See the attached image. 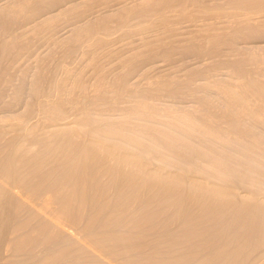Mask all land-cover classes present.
I'll use <instances>...</instances> for the list:
<instances>
[{
  "label": "rangeland",
  "instance_id": "obj_1",
  "mask_svg": "<svg viewBox=\"0 0 264 264\" xmlns=\"http://www.w3.org/2000/svg\"><path fill=\"white\" fill-rule=\"evenodd\" d=\"M21 1V2H20ZM24 1H27V2H25L26 3V5L24 6V8L28 5V7H26L25 9H22L23 8V6H20L19 8H17L18 7V4L19 5H22V3H24ZM28 1H29V3H35V5L32 3V4H29L28 3ZM31 1V2H30ZM144 1V0H143ZM147 1V0H146ZM150 1V0H149ZM188 1L189 0H186V2L187 3H183V4H186V5H188V6H190V2H191V0L189 1V3H188ZM206 1H207V3H206ZM204 0V2H205V5L207 4L208 5V2L210 1H208V0ZM213 1H215V2H213ZM225 0H223V1H219V0H211L209 3H210V5H212V4H214V5H216V6H214L213 8L212 7H210L211 8V10H210V12L208 11V16L210 17L211 16V18H213L214 16L216 17V19H215V17H214V20L213 19H211V18H208V16H205V14H207V13H205V14H203V16L201 15V14H199L200 16H197L196 18H195V22L194 23H196V24H191V22H189L191 25V31H195V27H196V30L197 29H200V26L202 25V23H201V21L202 22H204L203 20L205 19V21H207L208 23H211L212 24V22L213 23H216V25H214L215 27L217 26V23L219 22V21H221L223 18L225 19H223L224 21H221L220 23L221 24H223V27H222V25L220 24V23H218V24H220L221 26L219 27V28H221V30L223 29V31H225L226 30V32L227 33H230V31H231V33H232V31L233 30H235L234 28H236V27H234L232 24H233V20H231L230 18H233L231 15H229L228 17L229 18H226L227 17V15L228 14H230V12H231V10L233 11V13H236L237 11H238V9H234L233 7H230L229 5H231V4H229L230 2L228 1V0H226L227 1V4H228V6L229 7H226V3L224 2ZM7 2V3H6ZM16 2H18V3H16ZM57 2V3H56ZM213 2V3H212ZM218 2V3H217ZM221 2V3H220ZM3 3V4H2ZM28 3V4H27ZM70 3V4H69ZM122 3V4H121ZM123 3H124V5H123ZM128 3V4H127ZM141 3L140 2V0H35V2H34V0H0V24H1V22L3 23V24H1L0 25V41H1V45H0V50H2L3 51V54H1L2 53V51H0V148L1 147H3V146H5L6 145V143H9V139L11 140L15 135L17 136V138H16V140L18 139L19 141L20 140H22V143H23V141H26V140H24L23 138H22V136H23V134L25 135V136H23V137H25V139H26V136L28 135L26 132H28L30 135H32L33 134V131H32V129L31 128H33V129H35L34 127L36 126V128H37V126H44V125H46V127L48 128V129H50V128H52V127H59V128H61L62 126L63 127H65V126H67V124L69 123V125H71V127L73 128V126H75L74 128H76V127H78V125L76 126V124L77 123H74V122H78V118L77 117H79V120H80V116L82 115V117H84V118H87L86 116H84L85 114L91 119L90 121H91V123H92V120L94 121L93 122V124H92V126L91 125H88V127H86L85 129H88V131H86V132H89V130H90V132H91V137H90V135H87V134H83V135H81V136H86V138L84 137H81V141L83 140V139H85V141L87 142H89V143H91V140L92 139H97L98 141H97V143H102V141H103V143H109V144H112V145H115L116 143L117 144H120V143H122L121 145L123 146V145H125V147L126 148H128V150H132V151H134L135 152V154L136 155H139L140 154V157L143 159V161H144V163L145 164H147L146 165V169H150V170H157V169H161V167H162V171H165L166 172V170L168 171V172H172V173H174L175 171V175H178L177 173L179 172V171H184L185 169L184 168H187L184 172H182V176H183V173H184V175L188 172V174H186V175H190V176H192V174H193V178H195V177H197L196 179L197 180H199V178H201L200 179V181L201 180H203V182H204V180H208V182H213V184L215 185H218L219 187H221V188H223L224 186V188L223 189H226V190H229V188H230V193H232L233 195L232 196H234V198L232 197L231 198V196L229 197V195L227 196L228 198H227V200L229 199V198H231V200L229 199L228 200V205L226 204L227 203V201H224L225 199H226V197L225 198H223L221 195H218L217 197H220V200H222L221 202L219 201L218 203H217V201L219 200V199H217V197H216V203H214V201H215V199L214 198H211V199H214L212 202L214 203V204H210L211 202V200H209L208 198H209V196H205V195H207V194H210V192L209 193H207L206 191L207 190H205V191H203V192H206V194L205 193H201V190L203 189L204 190V188H199L198 189V192L197 191H195L196 193H194V192H192L191 193V191H192V187H194V186H191V185H187V186H189V188L191 187V189H189V188H187V190H181V188H183V189H186V187L187 186H185V188L183 187L184 185H185V181H184V183H182L181 185H179V183H176V185H179L180 186V188L178 189V190H180V191H178V190H175V188H176V186L174 185V186H172L173 188H171V189H173V190H175V191H178V192H174L173 190H168V191H164V193L166 192H168V195L169 196H165L164 194H163V196L165 197H160L161 198V200H159L160 198H158V199H153V200H151L152 199V197L154 196V192H155V197L156 196H158V195H160V196H162V194H160L161 192L163 193V191H161L162 190V188H161V192L159 193V192H157V186L159 187V185H160V181H157V184H154L153 183V185H157V186H152L151 184H152V182L150 183V185H151V188L148 190L147 189V187H142V183H140V180L142 181V180H147V179H149V178H147V177H145L146 175L145 174H143L141 171L138 173V171L136 170V172L138 173L137 175H135V169L134 170H132L131 168H130V171H128V172H132V171H134V173H133V177H134V175L135 176H138V178L137 179H139V181H137L139 184H142V185H140V186H137V185H139V184H137V182L135 183H133L132 185H130L129 187H126L125 185H123L124 187H122L121 186V183L122 182H120L119 180V182L116 180L115 181V177H114V174H112V171H110L111 173L109 174H105V172H103V173H101L100 174V172L101 171H99V170H97V168H99L100 169V165H96L98 162L96 161V159L98 158V156H97V154H101L102 155V153H103V150L101 151V149H100V153H98L97 152V154L94 156L93 155V157H91V155H90V157H91V159H90V157H88V156H86V158H88V159H84L83 157V159H84V162L85 163H87L86 165L88 166H86L85 164H84V162L82 163H79V164H82L83 165V167L85 166V167H87V168H89V170H91V171H88V169L86 170L87 172H91L90 173V175H89V173H86V174H88L87 176H89L90 177V180L92 179V177L94 178V173L96 172H98L99 171V173H98V175H102L101 177L99 176H97V180H96V187H97V184H98V187L97 188H99V190L95 187V185H93V187H94V189H95V191H93L92 189H91V191H89L88 192V195H90V199H94V197H96L93 201H94V203L92 204V202H90V203H88L90 200L88 199V204H91L92 205V208H91V205H88V204H86L87 206L85 207V213H84V216L85 215H88V214H92V212H93V214L92 215H94L95 214V208H93V206L95 207V204H99V205H101V202H105V201H107L108 203H107V205H104V206H108V208H107V211H108V213H116L115 214V217L114 218H111V219H109L110 221H108V219L106 220L105 219V216H107V213H106V211L105 212H103V213H105V214H103L102 215V218H100V220L102 221V225L101 224H99L101 227H104L105 228V226H107V225H109L107 228H109V229H112V228H114V230L116 231L115 233H117L118 235H119V233H120V235H121V231H122V233L123 234H125V231L128 233V232H130L129 233V235H134V236H132L133 238L132 239H134V237L136 238V236H137V238L136 239H134L133 241H135V243L137 244V245H142V247L143 246H148V247H150V245H152V244H156V246H158V245H160L161 243H164V242H162V241H164V236H166V234H167V231H168V233H170V235H171V237H172V235H174V233L176 232H178V234H180V233H182V231H183V229H186L185 231H186V233H191V235L193 236V229H195V231H194V233H196V235L198 234L197 232L199 231V229H200V231H201V229H203L202 230V232H200V236L201 237H204V238H199L200 236H198L197 238H199V240L201 239V241L200 242H205V243H203L202 242V244H204V245H202L201 247H198V246H196V247H198L196 250V252L192 255V257H194V255H195V257L193 258V259H190V260H192V261H200V263L203 261V260H208L209 259V257L211 258L212 257V255L214 256V258L212 257L210 260H213V262L212 261H210V260H208V262L210 263V264H215L216 263V261H217V263H218V261L220 262V258H218V255L219 256H221V255H225V254H229V253H231L232 254V252H231V250L233 251V249H234V247L233 246H235V245H237L238 247H239V249H237V250H239V251H237V252H235L234 253V255H231V260L233 261H230V257H229V260H228V262H226V263H228V264H230L231 262V264H257V263H260L261 264V262H263L264 260H263V258H264V254H262V253H264V241H262L263 239H264V226L263 225H260V222H261V224L264 222V215H263V219H262V214L264 213L263 212V210H261L262 211V214H261V211H258L259 209H262L261 207H257V206H255L254 207V210L252 209L253 207L252 206H249V204H251L250 202H252V204L253 203H255V202H257L256 200H259V201H263L264 202V179H262L261 178V176L262 177H264V110H262V108L264 109V107H261V105L263 106L264 104L263 103H260V101H259V99H258V97L257 96H255V95H253V94H247V93H244V95L242 94H237V92L236 91H239V88H238V86L236 85L237 83H238V85H239V83H242V82H247V81H250L249 82V85H252V84H250L251 82H253L255 79V82L258 80V81H260V83L262 84V82H263V85H264V80H263V78H264V64H263V62H264V44L263 45H261V43H263L264 42V36H263V40L262 39H260V37H258V39H257V35L255 36V33L254 34H246L245 32L246 31H244V33L246 34L245 36H246V38H248V40H249V35H253L254 37H255V39L253 38V37H251L250 38V41H248L247 42V40L246 41H244V40H242V39H245V38H243L244 36L243 35H241V36H243V37H241L242 39H239L240 37H238V41H237V44L240 42L243 46H241V44L239 43L238 45H239V47L241 46V48L239 49L237 46V44H236V42L234 43V45H236V47L238 48V50H237V53H238V51H240L241 53L239 54L238 53V55H237V57H236V52L233 54V51H236V49H232V52H230L228 49H230L229 48V45H227L228 46V48H226L225 46L226 45H221V50L222 51H224V53H223V55L225 56L224 57V61H222L221 60V62H223V63H218L219 65H221V66H218V64H216L215 62H216V60H218L217 62H219L220 61V57L221 58H223L222 56H220V55H222L221 53L219 54V58H218V56H216L218 59H214L215 60V62L211 59V58H215V56H210L211 58H206L205 60L203 59L204 57H206V55L204 54H202L203 56V58L201 59H197V56L196 57H194L193 58V54H195V53H193L192 52V54H190V52L189 53H187V54H185V55H187V56H189V55H191V57L189 56V57H183V55L184 54H180V56L182 57L181 59H180V56H179V53L177 52V50L175 51V52H177V53H174V52H172L173 54H171V56H173V59L171 60V62H169L170 60H166L165 61V59H164V61H163V59L158 55L157 57L158 58H155V57H149V56H146L145 57V59L147 58V59H152V60H148L147 62L145 61V59H142V58H140V60L138 61V58L137 59H135L136 61H137V63H135L134 65H136V66H134L135 68H132V69H134V70H131V72L130 73H128V75H126V76H128L127 77V82L129 83V85L131 86V87H128L129 88V90H125V92H120L121 94H123V95H118V94H116V92L114 91V94H113V96H110L109 94H110V92H111V90H109L110 92H109V94L107 95H103V94H105V93H102V96H104V97H102L101 95H100V97L99 96H97L96 98L95 97H93L94 96V92L96 91V88H94V87H96V86H93V85H98L100 82H104L105 81V83L106 84H110V83H112L111 81L114 79L115 80V78L117 77H113V76H115L116 75V73L119 75L120 74V72H124V69H122V65L121 66H119L118 64H119V62H117L116 60H118V58H121L122 57V55L124 56V54H125V51H127L126 52V55L128 54V52L130 51V53L131 54H133V52L131 51V49L133 50L134 48L136 49H138L139 51H140V53L142 54V53H144L143 51L145 50L146 51V49L145 48H147V50H148V48H150L151 46H148L147 47V45H151L152 44V41L154 40V41H156L157 40V38L161 35V33H162V31L161 30H163L164 28L163 27H152V26H146L147 24H145L146 22H144L145 20L144 19H141L140 17H137V19H139V20H135L134 18H136V17H134V18H131V20L129 21V24L132 22V23H139V24H135L136 26H134V24H133V27L134 28H136V29H134L132 26H131V28H130V30L129 31H127V29L128 28H126V26H121L120 24H119V22H116V21H114V19L112 18L113 16L111 15L114 11V14L113 15H115V13L116 12H120V10L119 9H121V7H126L125 9H130L131 7V4H132V8H133V6L135 7L136 5H139V4ZM14 4V5H13ZM16 4V5H15ZM38 4V5H37ZM53 4V5H52ZM67 4V5H66ZM122 6H121V5ZM126 4V5H125ZM218 4V5H217ZM222 5V6H220V5ZM225 4V5H224ZM40 5V6H39ZM57 5V6H56ZM73 5H76L74 8H73ZM130 5V6H129ZM186 5H181V7H185ZM194 4H192L191 6L192 7H194L193 6ZM206 5V6H207ZM209 5V6H210ZM43 6V7H42ZM59 6V7H58ZM70 6H71V8H70ZM220 6V7H219ZM232 6V5H231ZM13 7V8H12ZM61 7L63 8V9H61ZM67 7H69V8H67ZM80 9H79V8ZM105 7V8H104ZM180 7V8H181ZM196 7V6H195ZM194 7V8H195ZM208 7V6H207ZM6 8V9H5ZM16 8V9H15ZM40 8V9H39ZM174 8V7H173ZM175 8H178V6H176ZM180 8L179 9H177V15H178V11H180ZM191 8V7H190ZM193 8V9H194ZM2 9V10H1ZM4 9V10H3ZM14 9V10H13ZM17 9H18V11H17ZM73 9H74V11L75 12H73ZM77 9H79L80 11H82V13L80 12L79 14H81V17L82 18H79L78 16H79V14H76V12L78 13L79 12V10H77ZM188 10H189V7L187 8ZM6 10V11H5ZM23 10V11H22ZM72 10V11H71ZM77 10V11H76ZM103 10V11H102ZM117 10H119V11H117ZM191 10V9H190ZM221 10V11H220ZM227 10V11H226ZM14 11V12H13ZM25 11V12H24ZM67 12L68 14H69V12H70V14L68 15L67 13H65V12ZM109 11V12H108ZM121 11H122V9H121ZM212 11L213 12H215L216 11V13H220V15H217L216 13H214V15H213V13H212ZM218 11V12H217ZM230 11V12H229ZM236 11V12H235ZM16 12V13H15ZM24 12V13H23ZM34 12V13H33ZM56 12V13H55ZM106 12V13H105ZM171 12V11H170ZM182 12V11H181ZM222 12V13H221ZM224 12V13H223ZM7 13H9V14H7ZM13 13H15L14 15H13ZM21 13V14H20ZM36 13V14H35ZM63 13V14H62ZM101 15H100V14ZM103 13H105V16H104V14ZM173 13V15L175 14L176 15V12L174 13V11L172 12ZM226 13H228V14H226ZM232 13V12H231ZM4 14V15H3ZM18 14V15H17ZM51 14H53V17H52V15ZM96 14V15H95ZM107 14V15H106ZM116 14H118V13H116ZM210 14H212V15H210ZM218 16H216V15ZM222 14V15H221ZM6 15V16H5ZM12 15V16H11ZM25 15V16H24ZM49 15V16H48ZM55 15H57L58 16V19L56 20V18H57V16H55ZM66 15V16H65ZM71 15V16H70ZM78 15V16H77ZM83 15V16H82ZM97 15H100V16H97ZM108 15H109V17H108ZM174 15V20H173V18L171 19V16H170V19L171 20H173L174 21V25L175 26H178V30H180V28L181 29H190V27H188L187 26V24H189V23H186V21H183L182 22V20L179 22V20H177V22H176V18L178 19V16L176 15L175 16ZM226 15V16H225ZM14 16V17H13ZM60 16V17H59ZM62 16H64V17H62ZM68 16V17H67ZM103 17V18H105L106 17V23H108L109 22V20H111V19H113V23L111 24L110 23V25H109V23L107 24V25H109L110 26V29H109V27L107 28V29H102L101 28V30L99 31V29H100V27H97V28H99V29H97V28H94V29H96V30H93L92 29V31H94L93 32V34L92 35H89V34H91L92 33V31H91V33H89V34H87V33H83V34H81L79 37H78V39H80V40H78V41H76V42H79V43H75V42H73V43H69V41H71L72 40V35H73V33H75L76 32V29L78 30L79 29V27L81 28H83V27H85L87 24L89 25V23L91 24V22L92 21H94L96 18H100V17ZM112 16V17H111ZM201 16H202V20H201ZM222 16H225V17H221L222 19H220V17ZM35 17V18H34ZM71 17V18H70ZM73 17V18H72ZM75 17V18H74ZM85 17V18H84ZM88 17V18H87ZM96 17V18H95ZM107 17H108V21H107ZM110 17H111V19H110ZM199 17V18H198ZM206 17V18H205ZM3 18V19H2ZM13 18V19H12ZM39 18V19H38ZM51 18L52 19H54L55 18V20H52V22H51ZM61 18V19H60ZM67 20H66V19ZM69 18L71 19V20H69ZM217 18H219V19H217ZM4 19H7V20H4ZM10 19H12V20H10ZM28 19V20H27ZM35 19V20H34ZM60 19V20H59ZM79 21H77V20ZM86 19V20H85ZM98 19H96V20H98ZM133 19V20H132ZM140 19L142 20V22L144 23H142V22H140ZM198 19H200V20H198ZM206 19H208V20H206ZM10 20V21H9ZM29 20H30V22H29ZM41 20V21H40ZM50 20V21H49ZM66 20V21H65ZM69 20V21H68ZM135 20V21H134ZM144 20V21H143ZM185 20V19H184ZM210 20H213V21H211L210 22ZM230 23V20L232 21V24H230V25H226V24H224L223 22H227V21ZM40 21V22H39ZM87 21H88V23H87ZM90 21V22H89ZM196 21H199L198 23L196 22ZM215 21H217V22H215ZM35 22V23H34ZM86 22V23H85ZM95 22V21H94ZM115 22V23H114ZM177 24H176V23ZM206 22V23H207ZM31 23H32V25H31ZM44 25H43V24ZM46 23V24H45ZM48 23V24H47ZM178 23H180L179 25H178ZM184 23H186V24H184ZM228 23V24H229ZM25 24H26V26H25ZM27 24H28V26H27ZM34 24V25H33ZM71 24V25H70ZM77 24H78V26H77ZM83 24V25H82ZM200 25V26H196V25ZM235 24V23H234ZM3 25H5L4 27H2ZM30 25V26H29ZM73 25V26H72ZM131 25V24H130ZM140 25L142 26L143 25V27H140ZM8 26V27H7ZM24 26V27H23ZM40 26H41V28H40ZM43 26V27H42ZM75 26H77V27H75ZM114 26V27H113ZM172 27H173V25H171ZM185 26V27H184ZM193 26H195V27H193ZM219 26V25H218ZM224 26H226L227 28H228V26H230L229 28H228V30H227V28L226 27H224ZM234 27V28H232V30H230L229 31V29L231 28V27ZM32 27H34V28H32ZM39 27L40 29H37V28ZM112 27L115 29H113L112 31H111V29H112ZM119 27V28H118ZM122 27H123V29L124 28H126L125 30L126 31H123V29H122ZM138 27H140L139 29H138ZM145 27H147L148 29L147 30H145L146 28ZM184 27V28H183ZM199 27V28H198ZM202 27V26H201ZM4 28V29H3ZM8 28V29H7ZM25 28V29H24ZM37 29V31H36V29ZM133 28V29H132ZM176 28H174V30L176 29ZM218 28V27H217ZM225 28V29H224ZM6 29V30H5ZM34 29H35V31H36V33H33V31H34ZM110 31H109V30ZM143 30V31H141V30ZM4 30V31H3ZM10 30V31H9ZM24 30V31H23ZM70 30H71V33H70ZM98 30V31H97ZM117 30V31H116ZM133 30H134V33H135V31H137V33H133ZM144 30H145V33H144ZM150 30H152V31H150ZM153 30H155V31H153ZM159 31V36H158V31ZM178 30L176 31H172V34L173 33H175V35L173 34V35H171V33L170 34H168V35H170L169 37L170 38H172V40H173V37L172 36H175V37H177L178 35H181L182 37L184 36V35H186V36H188V33H189V31L190 30H188V33H186V31L187 30H185V31H183V30H181V33H180V31H179V33H178ZM101 31H104V33H101ZM115 31H116V33H115ZM120 31H122V33H124V34H122V33H120ZM164 31H165V29L163 30V33L162 34H164L163 36V38H164V40H165V38H166V40H167V37H168V35H166L165 33H166V31H165V33H164ZM182 31H183V33H182ZM125 32L127 33L126 35H125ZM239 32V31H238ZM27 35H26V34ZM95 33V34H94ZM96 33L98 34V33H100V34H98V35H96ZM106 33V34H105ZM108 33H109V35H108ZM115 33V34H114ZM132 33H133V35H132ZM154 33H157V35L156 34H154ZM233 33H234V31H233ZM242 33V32H241ZM240 33V34H241ZM34 34H36L35 36H34ZM176 34H177V36H176ZM262 34V33H258V36H260V35ZM13 35V36H12ZM32 35V36H31ZM87 35H89L90 37H87ZM94 35V36H93ZM97 36V38H96V36ZM103 35H107V37L106 36H103ZM129 35V36H128ZM153 35V36H152ZM166 35V36H165ZM30 36V37H29ZM34 36V37H33ZM70 36V37H69ZM81 36H83V38H80ZM98 36H101V37H103V38H101V37H99L100 39H98ZM119 36V37H118ZM150 36V37H149ZM248 36V37H247ZM36 37V38H35ZM70 38V40H69V38ZM106 37V39L104 40V38ZM152 37V38H151ZM156 38V39H153V38ZM162 37V36H161ZM174 37V38H175ZM179 38H180V36H178ZM181 37V38H182ZM35 38V39H34ZM68 38V39H67ZM88 38V39H87ZM93 38V39H92ZM110 38V39H109ZM162 38V39H163ZM179 38H177V40L180 42H178V45H183L184 43H182L183 42V40L182 41H180L181 40V38L179 39ZM253 38V39H252ZM57 39V40H56ZM66 39V40H65ZM90 39V40H89ZM94 39H96V41L94 40ZM98 39V40H97ZM103 40V43H104V45L102 46V44L100 43V42H102V40ZM115 39V40H114ZM133 39H135V40H133ZM145 39V40H144ZM153 39V40H152ZM182 39H185V37H183ZM64 40V41H63ZM84 40H85V42H84ZM91 40H92V43H90L91 42ZM148 40H150V42H148ZM171 40V39H170ZM171 40V41H172ZM175 40H176V38H175ZM177 40H176V42H177ZM237 40V39H236ZM239 40H241V41H239ZM252 40H254V41H252ZM259 40V41H258ZM68 41V44L66 43V42ZM83 41V42H82ZM108 42L107 44H106V42ZM153 41V42H154ZM174 41V40H173ZM263 41V42H262ZM3 42V43H2ZM5 42V43H4ZM66 44H64V43ZM98 42V43H97ZM8 43V44H7ZM155 43V42H154ZM153 43V44H154ZM175 43V42H174ZM246 44V46L244 47V45ZM248 43V44H247ZM250 43V44H249ZM257 43H259L258 45L260 46H258L257 45ZM6 46H5V45ZM62 44V45H61ZM81 44V45H80ZM83 44V45H82ZM91 46H90V45ZM94 44V45H93ZM98 44H100V46L98 45ZM106 44V45H105ZM176 44V46H177V43H175ZM255 46H254V45ZM64 45V46H63ZM71 45V46H70ZM74 45V46H73ZM78 45V46H77ZM93 45V46H92ZM96 45H98L99 47H98V49H97V46ZM250 45V46H249ZM251 45H252V47H251ZM66 46H67V48H66ZM68 46H70V49H69V47ZM73 46V47H72ZM90 48H89V47ZM110 46H111V48H110ZM153 46V45H152ZM4 47V48H3ZM79 47V48H78ZM230 47H231V45H230ZM244 47V48H243ZM248 47H249V49H248ZM251 47V48H250ZM254 47H255V49H254ZM257 47V48H256ZM263 47V48H262ZM5 48H6V51H5ZM72 48H74V49H72ZM84 48H86V49H84ZM93 48V49H92ZM96 48V49H95ZM231 48H235V46H232ZM8 49V50H7ZM12 49V50H11ZM14 49V50H13ZM67 49V50H66ZM88 49V50H87ZM89 49H91L92 50V54H91V50L89 51ZM107 49V50H106ZM109 49L111 50V52H112V49H113V52H114V55L116 56H114L113 57V55H112V57H113V59H112V57L110 56L109 57V55H111V54H113V52L111 53V54H109V52H107V51H109ZM117 49V50H116ZM135 49L133 50L134 51V54L138 51L137 49V51L135 52ZM225 49V50H224ZM260 49V50H259ZM81 50V51H80ZM83 50H84V52H83ZM95 50V51H94ZM96 50H98L97 52H96ZM115 50V51H114ZM123 50H125L124 52H122ZM229 51L230 52V54H229V52H227V53H225V51ZM246 50V51H245ZM258 50V51H257ZM5 51V52H4ZM10 51V52H9ZM20 51V52H19ZM64 51H65V53H64ZM72 51H74L73 53H72ZM78 51V52H77ZM94 51V52H93ZM105 51H106V53H105ZM116 51L118 52V51H121V53H124V54H122L121 56L119 55V57H118V54H120V52H118V53H116ZM138 51V52H139ZM248 51V52H247ZM7 52V53H6ZM18 52H19V54H18ZM55 52V53H54ZM58 52V53H57ZM68 52V53H67ZM71 52V53H70ZM11 53V54H10ZM15 53V54H14ZM108 53V54H107ZM117 55H116V54ZM129 53V56L131 55ZM255 53V54H254ZM259 53V54H258ZM262 53H263V55H262ZM105 54V55H104ZM235 56V59H234V57H231L230 58V56H233V55ZM243 54V55H242ZM251 54V55H250ZM252 54H254V55H252ZM260 54H261V56H260ZM9 55V56H8ZM16 55V56H15ZM63 55H64V57H63ZM71 55V56H70ZM96 55V56H95ZM137 55H139V54H137ZM228 57H227V56ZM230 55V56H229ZM246 55H249L248 56V58H245V56ZM257 55V56H256ZM259 55V56H258ZM8 56V57H7ZM90 56V57H89ZM98 56V57H97ZM128 56V55H127ZM126 56V57H127ZM199 56L201 57V55H198V58H199ZM241 56V57H240ZM12 57V58H11ZM15 57H17V58H15ZM66 57V58H65ZM68 57V58H67ZM241 59H240V58ZM251 57V58H250ZM256 57H258V58H256ZM259 57H261L260 59L262 60L263 59V61H260V59H259ZM263 57V58H262ZM15 58V59H14ZM64 58V59H63ZM123 58V57H122ZM153 58H155L156 59V61H155V59H153ZM160 58V59H159ZM178 58L180 59V60H178ZM188 58H189V60H188ZM191 58H193V59H191ZM197 59L198 61H195L194 59ZM232 58L234 59V60H232ZM12 59V60H11ZM96 59V60H95ZM99 59V60H98ZM124 59V58H123ZM142 59V60H141ZM207 59L209 60H212L215 64H216V66L215 67H213L215 64H212V62L209 60V61H207ZM256 59V61L259 59V61H258V63L257 62H255L254 60ZM62 60V61H61ZM74 60V61H73ZM120 60V59H119ZM144 60V61H143ZM173 60H176L175 61V63H174V61ZM177 60L179 61L178 63H177ZM185 60V61H184ZM191 60H193V62L191 61ZM202 60V61H201ZM232 60V61H231ZM243 60V61H242ZM109 61H110V63H109ZM135 61V62H136ZM140 61H142V62H140ZM183 61V63H181ZM189 61V62H188ZM195 61V62H194ZM202 62V63H200V62ZM203 61H204V63L205 62H209V63H211L210 64V66H209V63L207 64V63H205L206 65H204V63H203ZM237 61V62H236ZM238 61H240V62H238ZM72 62V63H71ZM104 62V63H103ZM113 62V63H112ZM115 62H117V63H115ZM149 62V63H148ZM168 62V63H167ZM186 62L189 64H186ZM191 62V63H190ZM198 62V63H197ZM232 62H234V63H232ZM251 62H253V64L251 63ZM261 62V63H260ZM7 63V64H6ZM59 63V64H58ZM61 63V64H60ZM64 63V64H63ZM104 65H103V64ZM121 63V62H120ZM140 63V64H139ZM152 63V64H151ZM169 63H172V64H169ZM184 63H185V65H184ZM200 63V64H199ZM225 63V64H224ZM255 63H257V65L255 64ZM79 64V65H78ZM145 64V65H144ZM178 64H180V66H181V68H180V66L178 65ZM198 64V65H197ZM262 66V68H261V66ZM58 65V66H60V67H58L57 66V68H56V66ZM70 65V66H69ZM112 65V66H111ZM118 65V66H117ZM149 65V66H148ZM152 65V66H151ZM157 65V66H156ZM184 65V67H182ZM186 65H188V66H186ZM192 65V66H191ZM193 65H195L194 67L195 68H197V67H199V68H197V69H199V70H197V69H195L194 67H193ZM202 65V66H201ZM238 65V66H237ZM259 65V66H258ZM7 66H9V67H7ZM43 66V67H42ZM49 66L51 67V68H49ZM67 66V67H66ZM104 66V67H103ZM113 66H115V67H117L118 68V70L116 71L115 69H117V68H113ZM145 66V67H144ZM147 66V67H146ZM162 66V67H161ZM165 66V67H164ZM167 66V67H166ZM175 66L177 67V70L175 71ZM207 66H209V67H211L212 69H211V71L213 70V71H217L216 73L215 72H210V68L209 67H207ZM246 66V67H245ZM255 66L257 67L256 68V70H255ZM109 67H112V68H109ZM137 67V68H136ZM154 67V68H153ZM171 67H174V68H171ZM192 67V68H191ZM203 67L205 68V69H209V71H208V69L207 70H205V69H203ZM223 69H222V68ZM236 67H238L237 69H239V67H240V69L242 70L241 72H239L238 73V71H236L237 69H236ZM2 68H3V70H2ZM4 68H5V70H4ZM70 68V69H69ZM120 68V69H119ZM143 68H144V70L146 71H143ZM178 68H180V69H178ZM187 68H188V71H186L187 70ZM202 70H201V69ZM216 70H215V69ZM221 68V69H220ZM253 68H254V70H253ZM261 68V69H260ZM69 69V70H68ZM108 71H107V70ZM112 69V70H111ZM137 69H138V71H137ZM147 69V70H146ZM156 69V70H155ZM159 69V70H158ZM162 69V70H161ZM171 69V70H170ZM184 69H186V70H184ZM191 69H195V70H191ZM219 69V70H218ZM225 69V70H224ZM10 72H9V71ZM54 71V72H52V71ZM111 70V71H110ZM114 70V71H113ZM121 70V71H120ZM123 70V71H122ZM170 70V71H169ZM174 72H173V71ZM181 70H182V72H181ZM190 70V71H189ZM201 70V71H200ZM224 70V71H223ZM235 70V71H234ZM249 70V71H248ZM5 71V72H4ZM61 73H60V72ZM69 72V74H68V72ZM72 71V72H71ZM80 71V72H79ZM107 71V72H106ZM111 72V74H110V72ZM118 71H119V73H118ZM142 72V74H141V72ZM185 71L186 72H188V73H185ZM203 71V72H202ZM209 72V73H206V74H208L207 76L209 77H205L206 76V74H204L205 72ZM222 71H223V73H222ZM248 71V72H247ZM254 71V72H253ZM260 71V72H259ZM6 72H7V74H6ZM40 72L42 73V75L44 76V75H46V76H44L43 77V79L44 80H46L45 82L43 81V79H42V76H41V80H39V78L37 77V79L39 80H37V79H35L36 78V75L35 74H37V76H38V73L40 74ZM57 72V73H56ZM65 72H67V75L66 74H64ZM71 72V73H70ZM105 72V74L107 75H103L102 73H104ZM116 72V73H115ZM144 72V73H143ZM168 72H170V73H168ZM178 72V73H177ZM184 72V73H183ZM234 72H237L239 75L242 73V75H236ZM244 72H245V74H244ZM251 72V73H250ZM258 72V73H257ZM261 72H263V74L261 73ZM3 73V74H2ZM35 73V74H34ZM48 73V74H47ZM53 73V75H51ZM72 73H73V75H72ZM81 73H82V76H83V82L86 84V86H87V84H88V86H87V88H86V91L88 90V89H90V91L88 92L89 94H86V95H91L93 98H87V96H83L82 97V95H80V94H82L83 92H80V91H76V93H75V95L76 96H72L71 97V95L70 94H64V97L65 96H67V97H65L66 99H64V98H62V100L63 101H66L65 103H67V104H69L70 102V104L72 105H70V107H69V105H66L67 106V111L65 110L64 111V109H63V111L62 112H64V113H59L58 112V114H57V112H56V114H55V112H54V116L55 115H57V116H53L52 115V117H51V119L54 121V122H51L50 124H48V122H47V120L49 119V118H47V114H48V108L45 110V111H43L42 112V108L41 107H44V105H46L45 107H47L48 105L50 106L51 105V102H52V104L53 105H51L50 107H51V110H52V107H54V103H53V101L55 102V100L57 99V96H55V98H54V94L56 93L57 94V91L54 89V87H53V83L55 84L56 82H54V81H57V83L60 81V79H62V77L63 76H65V77H63V79L65 78L66 79V87H68V85H70L71 84V82H72V80L70 79V78H73L74 76H75V74H79V75H81ZM115 75H114V74ZM132 73V74H131ZM147 73H148V75H147ZM164 73V74H163ZM181 73V74H180ZM203 73V74H202ZM214 73V74H213ZM260 73V74H259ZM61 74H62V76H61ZM103 75V77H101V79L102 80H104V79H106V80H104V81H101L100 80V75ZM144 74V75H143ZM169 74V75H168ZM176 74H178L179 76H177ZM184 76H183V75ZM189 76H188V75ZM252 74V75H251ZM33 75H34V77H33ZM69 75V76H68ZM73 77H72V76ZM101 75V76H102ZM111 75H112V77H111ZM133 77H132V76ZM146 75V76H145ZM166 75H168V76H166ZM176 75V76H175ZM187 75V76H186ZM202 75V76H201ZM203 75H204V77H203ZM246 75V76H245ZM254 75V76H253ZM263 75V76H262ZM1 76H3V77H1ZM7 76H8V78H7ZM9 76L11 77V78H9ZM25 76V77H24ZM66 76H68L67 78H66ZM81 76V77H82ZM109 76V77H108ZM140 76V77H139ZM144 76V77H143ZM149 76V77H148ZM157 76H159V77H157ZM168 77V78H170V80H173L174 78V82L176 83L177 82V85L174 83V82H172V84L170 85V87L169 88H167L166 90H157V89H160L161 87L160 86H158V87H160V88H157L156 87V89H153L154 88V86H155V84L154 83H152L153 85H151V82H154L153 80H156L157 78H161V77ZM242 76V77H241ZM256 76L258 77V78H256ZM23 77V78H22ZM46 77V78H45ZM48 77H50L49 79H51L53 82H49V80H48ZM61 77V78H60ZM180 77V78H179ZM191 77V78H190ZM246 77V79H244V78ZM252 78V80H251V78ZM253 77H254V80H253ZM7 78V79H6ZM53 78H54V80H53ZM56 78V79H55ZM98 78H99V83H97L98 82ZM109 78V79H108ZM111 78H112V80H111ZM145 78V79H144ZM196 78V79H195ZM261 78V79H260ZM6 79V80H5ZM58 79H59V81H58ZM62 79V80H63ZM64 79V80H65ZM151 79V80H150ZM159 79H157V80H159ZM161 79H163V78H161ZM212 79V80H211ZM233 79V80H232ZM248 79V80H247ZM1 80H3V81H1ZM34 80V81H33ZM86 82H85V81ZM108 80V81H107ZM111 80V81H110ZM113 80V81H114ZM132 80V84H131V81ZM148 80H149V82H148ZM188 82H186V81ZM192 82H191V81ZM238 80H239V82H238ZM5 81V82H4ZM35 82V84L37 85V86H39L40 87V85L39 84H42L40 81H43L44 83H43V85H41L42 87H44L43 89V91L45 92V93H40L41 95H43V96H40V94H39V96L37 95V93L34 91V90H36L35 88V86L36 85H34V83L33 82ZM36 81H38V83L36 82ZM210 81V82H209ZM215 81V82H214ZM232 81H233V83H232ZM241 81V82H240ZM257 81V82H258ZM8 82V83H7ZM23 82V83H22ZM48 82H49V84H48ZM70 82V83H69ZM91 82V83H90ZM156 82V81H155ZM203 82V83H202ZM5 83V84H4ZM24 83H25V85H24ZM56 83V84H57ZM104 83V84H105ZM128 83H127V85H128ZM149 83V84H148ZM220 83H222V84H220ZM224 83L226 84V85H224ZM259 83V82H258ZM23 86H22V85ZM47 85L48 87L50 86V88H52V89H54V90H52V89H48V87H45L44 85ZM52 84V85H51ZM84 84V85H85ZM105 84V85H106ZM148 84V85H147ZM158 84V83H157ZM157 84H156V86H157ZM198 84V85H197ZM200 84V85H199ZM20 85V86H19ZM128 85V86H129ZM159 85V84H158ZM180 85V86H179ZM26 86V87H25ZM52 86V87H51ZM92 86H93V89H92ZM152 86H153V88H152ZM210 86V87H209ZM225 86H226V88H225ZM19 87H21L22 88V91H21V88H19ZM34 87V88H33ZM133 87V88H132ZM150 87V88H149ZM184 87V88H183ZM187 87V88H186ZM193 87H194V89H193ZM224 89H223V88ZM229 87H230V89H232L233 91H235L236 93H235V95H237V96H239V97H236V96H234V98L232 97V96H230L229 97V95H227L226 96V94H227V90H226V92L224 91L223 92V90H225V89H229ZM236 87V88H235ZM16 88H17V90H16ZM41 88V87H40ZM200 88V89H199ZM210 88H212V89H210ZM216 88H218V89H216ZM20 91H19V90ZM30 89V90H29ZM32 89V90H31ZM46 89V90H45ZM134 90V91H130V90ZM136 89V90H135ZM214 89V90H213ZM237 89V90H236ZM194 90V91H193ZM197 90H199V91H197ZM201 90V91H200ZM205 90V91H204ZM15 91V92H14ZM19 91V92H18ZM32 91H34V92H32ZM41 91H42V88H41ZM49 91H51V92H49ZM52 91H54V92H52ZM153 93H152V92ZM178 93H177V92ZM197 91V92H196ZM217 91V92H216ZM28 94H27V93ZM79 92V93H78ZM127 92H129V94L127 93ZM133 92V93H132ZM176 92V93H175ZM181 92V93H180ZM14 93H16L17 95H15ZM22 93V94H21ZM32 93V94H31ZM35 93V94H34ZM47 93V94H46ZM53 95H52V94ZM96 93V92H95ZM107 93H108V90H107ZM113 93V92H112ZM112 93H111V95H112ZM125 93V94H124ZM135 93V94H134ZM138 93V94H137ZM145 93V94H144ZM162 93V94H161ZM194 93V94H193ZM218 93V94H217ZM239 93V92H238ZM12 94V95H11ZM14 94V95H13ZM46 94V95H45ZM49 94V95H48ZM55 94V95H56ZM83 94H85V93H83ZM117 95V98L114 96V95ZM137 94V95H136ZM155 94V95H154ZM169 94V95H168ZM175 94V96H173ZM185 94V95H184ZM205 94V95H204ZM37 97V99L34 97ZM37 95V96H36ZM68 95H70L69 97H68ZM80 95V96H79ZM142 95H143V97H142ZM152 95V96H151ZM183 95V96H182ZM191 95H192V97H191ZM196 95V96H195ZM250 95L252 96L251 98H254V99H250ZM18 96H19V98H18ZM29 96V97H28ZM53 96V97H52ZM90 96V97H91ZM106 96V97H105ZM110 96V97H109ZM121 96V97H120ZM132 96V97H131ZM145 96V97H144ZM198 96V97H197ZM242 96H243V98H242ZM12 97V98H11ZM13 97H15L14 98V100H12L13 99ZM21 97V98H20ZM32 97V98H31ZM42 99H40V98ZM49 97V98H48ZM51 97H52V99H51ZM72 99H71V98ZM76 97V99H73V98H75ZM108 97V98H107ZM131 97V99H129ZM134 97V98H133ZM159 97V98H158ZM174 97V98H173ZM181 97V98H180ZM195 97V98H194ZM207 97V98H206ZM218 97V98H217ZM257 97V98H256ZM30 98H31V100H30ZM35 100H34V99ZM38 98H39V100H38ZM43 98H44V100L46 101V102H44V100H43ZM82 98V99H81ZM104 98H106L105 100H104ZM110 98H111V100H110ZM114 100H113V99ZM157 98V99H156ZM177 98V99H176ZM185 98H186V100H185ZM189 99V101H188V99ZM204 98V99H203ZM236 98H237V100H236ZM250 100V102H249V100ZM15 99H17V100H15ZM69 99L71 100L70 102H69ZM79 99H81L82 101H80ZM85 99V100H84ZM86 99L88 100V99H90V100H88V102L86 101ZM124 99H126V100H124ZM136 99H138V100H136ZM171 99V100H170ZM180 99V100H179ZM183 99V100H182ZM227 99V100H226ZM256 99V100H255ZM258 99V100H257ZM12 100V101H11ZM21 100V101H20ZM30 100V101H29ZM37 100V101H36ZM41 100V101H40ZM51 100V101H50ZM75 102H74V101ZM92 100V101H91ZM95 100V101H94ZM116 100V101H115ZM118 100V101H117ZM142 100V101H141ZM211 100V101H210ZM243 100V101H242ZM245 100V101H244ZM254 100V101H253ZM31 101L32 102H34V103H36V105L34 104V103H31ZM40 101V103H38ZM57 101V100H56ZM143 101H144V103H143ZM238 101H240V102H238ZM258 101H259V104H256V103H258ZM9 102H10V104H9ZM19 102V103H18ZM25 102V103H24ZM30 102V103H29ZM44 102V103H43ZM58 102V101H57ZM69 102V103H68ZM78 102V103H77ZM83 102V103H82ZM111 102V103H110ZM137 102V103H136ZM209 102V103H208ZM240 104V105H238V103ZM252 102V103H251ZM9 105H8V104ZM12 103V104H11ZM28 103V104H27ZM48 103V104H47ZM56 103V102H55ZM65 103H64V107H66L65 106ZM85 103V104H84ZM89 103V104H88ZM97 103V104H96ZM103 103V104H102ZM105 103V104H104ZM110 103V104H109ZM125 103V104H124ZM129 103H130V105H129ZM144 105H143V104ZM231 103H233L232 104V106L231 105H229V104H231ZM255 105H254V104ZM25 104H27V105H25ZM30 104H33V105H31L30 106ZM40 104H41V106H40ZM80 104V105H79ZM92 104V105H91ZM112 104V105H111ZM133 104H135V105H133ZM142 106H140V105ZM192 106H191V105ZM242 104V105H241ZM261 104V105H260ZM11 105V106H10ZM19 105V106H18ZM82 105V106H81ZM95 105V106H94ZM102 107H101V106ZM121 105V106H120ZM123 105H124V107H123ZM193 105H195V106H193ZM209 105V106H208ZM244 105H245V107H244ZM246 105H248L247 107L249 108V110H251V111H249V110H247L248 108L246 107ZM254 105V106H253ZM258 105V106H257ZM4 106H7V107H4ZM24 106V107H23ZM33 106V107H32ZM34 106H35V109H34ZM38 106V107H37ZM75 106H80L79 107V109H78V107H75ZM83 106H85L84 108H83ZM99 106V107H98ZM111 106V107H110ZM134 107V108H131V107ZM190 106V107H189ZM236 108H235V107ZM240 106V107H239ZM1 107H3V108H1ZM11 107V108H10ZM29 107H31L32 109H30ZM44 107V108H45ZM50 107H49V109H50ZM63 107V108H64ZM69 107V108H68ZM72 107V108H71ZM74 107H75V109H74ZM90 107V108H89ZM93 107V108H92ZM105 107V108H104ZM106 107H107V109H109V111L106 109ZM117 107V108H116ZM131 108V109H129V108ZM138 107H140L141 109H139ZM192 107V108H191ZM230 107L232 108V109H230ZM242 107V108H241ZM243 107H244V109H243ZM261 107V108H260ZM24 108V109H23ZM26 108V109H25ZM30 110H33V111H31V112H33V113H31V115L33 116H30V112H27L29 109ZM39 110H38V109ZM43 108V109H44ZM77 108V109H76ZM82 108V109H81ZM123 108V109H122ZM125 108V109H124ZM194 108V109H193ZM218 108V109H217ZM247 108V109H246ZM256 108H258V109H256ZM8 109V110H7ZM10 109V110H9ZM13 109V110H12ZM71 109H73V110H71ZM92 109V110H91ZM102 109V110H101ZM112 109H114L113 111H112ZM120 109H122L121 111H120ZM135 109H136V111H135ZM138 109V110H137ZM198 109V110H197ZM203 109V110H202ZM216 109V110H215ZM220 109V110H219ZM234 109H235V111H234ZM237 109V110H236ZM241 111H240V110ZM12 110V111H11ZM25 110V111H24ZM29 110V111H30ZM96 110V111H95ZM99 110H100V112H99ZM127 110V111H126ZM130 110V111H129ZM222 110V111H221ZM231 110V111H230ZM232 110H233V113H231L232 112ZM245 110V111H244ZM4 111V112H3ZM14 111V112H13ZM37 111V112H36ZM41 111V112H40ZM72 111V112H71ZM98 111V112H97ZM104 111V112H103ZM106 111V112H105ZM126 111V112H125ZM138 111V112H137ZM214 111V112H213ZM237 111H239V112H241V113H238ZM249 113H248V112ZM252 111H253V113H252ZM261 111V112H260ZM19 112V113H18ZM25 112H27V113H25ZM35 112V113H34ZM46 113V117H44V115L45 114H43V113ZM82 112H83V114H82ZM115 112V113H114ZM123 112V113H122ZM136 112V113H135ZM140 112V113H139ZM211 112V113H210ZM213 112V113H212ZM229 112V113H228ZM243 112V113H242ZM247 112V113H246ZM251 112V113H250ZM13 113H14V115L15 114H17V115H15V118H13L14 117V115H13ZM25 113V114H24ZM37 113V114H36ZM71 115H70V114ZM74 113V114H73ZM89 115H88V114ZM95 113V114H94ZM132 113V114H131ZM134 113V114H133ZM142 113V114H141ZM185 113V114H184ZM235 113V115H233ZM8 116H7V115ZM10 114V115H9ZM27 114H29L28 116H26ZM33 114H35V115H33ZM40 114V115H39ZM53 114V113H52ZM62 116H61V115ZM81 114V115H80ZM93 116H92V115ZM127 114L129 115V116H127ZM140 114V115H139ZM144 114V115H143ZM177 114V115H176ZM179 114V115H178ZM239 114V115H238ZM247 114V116H245ZM259 114V115H258ZM13 115V116H12ZM22 115V116H21ZM24 115V116H23ZM58 115H60V116H58ZM63 115H64V117H63ZM65 115H66V117H65ZM75 117H74V116ZM107 115H108V117H107ZM120 115V116H119ZM133 115V116H132ZM181 115V116H180ZM185 115V116H184ZM188 115V116H187ZM205 115V116H204ZM218 115V116H217ZM230 115V116H229ZM238 115V116H237ZM250 115V116H249ZM255 117H254V116ZM5 116V117H4ZM35 116V117H34ZM69 116V117H68ZM101 116H103V117H101ZM116 116V117H115ZM124 116H126V118H123ZM137 116V117H136ZM192 116V117H191ZM212 116V117H211ZM229 116V117H228ZM237 116V117H236ZM243 116V117H242ZM257 116H259V117H257ZM6 117L8 118V120L6 119ZM12 117V118H11ZM25 118V119H23V118ZM61 117V118H60ZM63 117V118H62ZM94 117V118H93ZM99 117V118H98ZM123 119H122V118ZM128 117V118H127ZM141 117V118H140ZM175 117H176V119H175ZM180 117V118H179ZM182 117V118H181ZM187 117H188V119H187ZM223 117V118H222ZM231 117V118H230ZM235 117H236V119H235ZM249 117V118H248ZM253 117V118H252ZM262 117V118H261ZM20 118V120H21V118L23 119V120H21V122H18L17 120ZM43 118L44 119H47L46 121L45 120H43ZM66 118V119H65ZM76 118V119H75ZM113 118V119H112ZM140 118V119H139ZM147 118V119H146ZM186 118V119H185ZM190 118V119H189ZM194 118V119H193ZM208 118V119H207ZM252 118V119H251ZM10 119H12V120H10ZM17 119V120H16ZM51 119H49V121H52ZM55 119V120H54ZM60 121H59V120ZM117 119V120H116ZM127 119H128V121H127ZM132 119V120H131ZM173 119H175L174 121L176 122V124H174V125H177L178 126V124H179V126L177 127V126H174V125H172V123L170 122V121H172ZM217 119V120H216ZM227 119V120H226ZM232 119V120H231ZM250 119H251V121H250ZM255 119V120H254ZM258 119H260L259 121H258ZM19 120V121H20ZM31 120H32V123H31ZM34 120V121H33ZM40 120V121H39ZM76 120V121H75ZM101 123H99L98 121ZM109 120V121H108ZM125 121L126 120V122H123V121ZM135 120V121H134ZM177 120H178V124H177ZM183 120V121H182ZM184 120H186V121H184ZM190 120H192L191 122H190ZM195 120V121H194ZM258 122H257V121ZM13 121V122H12ZM14 121H17V123L18 124H20V126L22 127V124H23V127L22 128H19V127H17L18 125H17V123L16 122H14ZM43 121H44V123H43ZM55 121H56V125H55ZM106 121H108V123L106 122ZM118 123H117V122ZM123 122V124L121 123V122ZM133 121H134V123H133ZM202 121V122H201ZM240 121V122H239ZM10 122V123H9ZM23 122V123H22ZM38 122H41L40 124L38 123ZM103 122V123H102ZM114 122V123H113ZM136 122V123H135ZM173 122V121H172ZM180 122V123H179ZM257 122V123H256ZM13 123V124H12ZM31 123V124H30ZM33 123H34V126H33ZM58 123H59V125H58ZM74 123V124H73ZM107 123V124H106ZM119 123H121V124H119ZM133 125H132V124ZM170 123H171V125H170ZM191 123V124H190ZM196 123V124H195ZM202 123H204L203 125H202ZM214 123V124H213ZM234 123V124H233ZM244 123H246V124H244ZM5 124V125H4ZM36 124V125H35ZM98 124V125H97ZM99 124H100V126H99ZM128 124V125H127ZM142 126H141V125ZM144 124V125H143ZM184 124V125H183ZM187 126H186V125ZM201 124V125H200ZM210 124V125H209ZM213 124V125H212ZM223 124V125H222ZM233 124V125H232ZM244 124V125H243ZM4 127H3V126ZM9 125V126H8ZM13 125V126H12ZM16 125V126H15ZM50 125H51V127H50ZM52 125H54V126H52ZM62 125V126H61ZM95 125H97V127L99 128V130H101L100 128H102V132L101 131H99V132H96V130L95 129H98V128H95ZM102 125V126H101ZM106 125V126H105ZM111 125H112V127H111ZM118 125V126H117ZM122 125V126H121ZM131 125V126H130ZM148 125V126H147ZM194 125V126H193ZM200 125V126H199ZM208 125V126H207ZM239 125V126H238ZM29 126V127H28ZM31 126V127H30ZM33 126V127H32ZM114 126H117V127H114ZM125 126V127H124ZM136 126V127H135ZM141 126V127H140ZM143 126H144V128H143ZM182 126V127H181ZM186 126V127H185ZM197 126V127H196ZM206 127V128H202V127ZM209 126H210V128H209ZM218 128H217V127ZM232 126V127H231ZM8 127V128H7ZM10 127V128H9ZM15 127H17V128H15ZM45 127V126H44ZM44 127H42V128H37V130L39 129V131L40 130H42ZM45 127V128H46ZM127 127V128H126ZM173 127H175V128H173ZM215 127V128H214ZM224 127V128H223ZM5 128H7L5 131H4V129ZM13 128V129H12ZM29 130H28V129ZM47 128H46V131H48L47 130ZM82 128H84V127H82ZM82 128H78V130L77 129H75L76 131H79V129H81L82 130ZM90 128V129H89ZM117 128V129H116ZM129 128V129H128ZM140 128V129H139ZM150 128V129H149ZM177 128H178V130H177ZM182 128V129H181ZM212 128V129H211ZM223 128V129H222ZM236 128V129H235ZM10 129V130H9ZM14 129H17V130H14ZM55 129H57V128H55ZM85 129L83 130V131H85ZM94 129L95 131H92V130ZM104 129V130H103ZM133 129V130H132ZM138 129V130H137ZM143 129V130H142ZM161 129H163V130H161ZM180 129V130H179ZM189 129V130H188ZM192 129V130H191ZM204 129V130H203ZM206 129H208V130H206ZM214 129V130H213ZM217 129V130H216ZM244 129V130H243ZM8 130V131H7ZM11 130H13V132L11 131ZM20 130V131H19ZM24 132H23V131ZM28 130V131H27ZM51 130V129H50ZM115 130V131H114ZM129 130V131H128ZM140 130V131H139ZM148 130V131H147ZM155 130V131H154ZM161 130V131H160ZM177 130V131H176ZM219 130V131H218ZM233 131V132H231V131ZM240 130V131H239ZM247 130V131H246ZM3 131V132H2ZM11 131V132H10ZM14 131H16V132H14ZM45 131V129H44V132H46ZM52 131V130H51ZM51 131H49V132H51ZM54 131V130H53ZM103 131H104V133H103ZM107 133H106V132ZM154 131V132H153ZM157 131V132H156ZM194 131V132H193ZM242 131V132H241ZM256 131V132H255ZM2 132V133H1ZM5 132V133H4ZM8 132V133H7ZM21 132V133H20ZM23 132V133H22ZM30 132H32V133H30ZM42 131H40V132H36V129L34 130V133H41ZM44 132H42V134H44ZM89 132V133H90ZM96 134V135H94V136H96V137H94L93 136V134L94 133ZM142 132V133H141ZM165 132V133H164ZM170 132H172L171 134H170ZM175 132V133H174ZM191 132V133H190ZM193 132V133H192ZM205 132V133H204ZM211 132V133H210ZM214 132V133H213ZM236 133V135H235V133ZM240 132V133H239ZM11 133V134H10ZM99 135H98V134ZM104 135V137H103V135ZM114 133V134H113ZM120 133H125L126 135L127 134H129V137H130V135H132L131 136V138L130 139H132L133 138V140H132V142H131V140L129 141V140H127V139H124V137L123 136H121V135H119ZM141 133V134H140ZM158 133H160V134H158ZM162 133H164V136H163V134ZM167 133V135L168 134H170V135H168V136H166L165 134ZM225 133V134H224ZM242 133H243V135H242ZM14 136H13V135ZM101 134V135H100ZM115 134H117V135H115ZM124 134V135H125ZM134 134V135H133ZM136 134V135H135ZM149 134V135H148ZM154 134V135H153ZM176 134V135H175ZM190 134H191V136H190ZM213 136H212V135ZM216 134V135H215ZM247 134V135H246ZM11 135V136H10ZM21 136V139H20V137L19 136ZM30 135H28L29 137H30V139H29V137H28V139H27V141L29 140V142L31 143L32 141L34 142V138L32 137V136H30ZM120 137H122V139L121 138H119V136ZM156 135V136H155ZM172 135H175L174 137L172 136ZM199 135V136H198ZM227 135V136H226ZM233 135V136H232ZM240 135V136H239ZM15 136V137H16ZM94 138H93V137ZM106 136V137H105ZM114 136H117V138L116 137H114ZM151 138H150V137ZM169 136H172V138H171V140L172 139H174V140H172L171 142H173V141H175V139H176V141L175 142H179V143H186V144H189L190 145V147H191V150H189V151H193V153H189V152H186L188 155H186V156H188L187 158H189L188 160L189 161H187L186 159V156H184L183 157V154L180 156L179 154L176 156H172V154H167V152H168V150L169 149H171V148H169V147H163V148H161V146H160V144H162V143H171V142H169L170 140H167V139H169L168 137ZM202 136V137H201ZM206 136V137H205ZM210 136V137H209ZM224 136H226V137H224ZM230 138H229V137ZM7 137H10V138H7ZM103 137V138H102ZM154 137H155V139H154ZM165 137V138H164ZM177 137V138H176ZM241 137V138H240ZM31 138H33V139H31ZM83 138V139H82ZM91 138V139H90ZM99 138V139H98ZM108 138H110V139H108ZM156 138H157V140H156ZM204 138V139H203ZM220 138H223V139H225V141H223V139H219ZM235 140H234V139ZM248 140H247V139ZM94 139V140H95ZM104 139V140H103ZM107 139V140H106ZM120 139V140H119ZM124 139V140H123ZM138 139V140H137ZM152 139V140H151ZM164 140V139H166L165 141H162V140ZM229 139V140H228ZM31 140V141H30ZM94 140H92V143H94L93 141ZM123 142H122V141ZM137 140V141H136ZM155 140V141H154ZM186 140V141H185ZM241 140V141H240ZM246 142H245V141ZM5 141V142H4ZM105 141V142H104ZM159 141V142H158ZM185 141V142H184ZM188 141V142H187ZM223 141V142H222ZM230 141V142H229ZM232 141V142H231ZM240 141V142H239ZM254 141V142H253ZM4 142V143H3ZM21 142V141H20ZM85 142V143H86ZM87 142V143H88ZM96 142V141H95ZM143 143V144H145L146 146V149L148 150V151H146V149L144 148L142 151L140 150V148L139 149H137L136 150V148H137V146L138 145H136V144H133V143ZM156 142V143H155ZM161 142V143H160ZM175 142H173V143H175ZM26 143V142H25ZM28 143V142H27ZM113 143H115V144H113ZM124 143V144H123ZM125 143H127V144H125ZM131 143H132V145H131ZM160 143V144H159ZM208 143V144H207ZM4 144V145H3ZM150 145V146H148V145ZM159 144V145H158ZM185 144V145H186ZM133 145H135V146H133ZM157 145V146H156ZM163 146H164V144H162ZM188 145V146H189ZM195 145V146H194ZM209 145V146H208ZM129 146H131V147H133V148H130ZM151 146H156V147H152L151 148ZM187 146V145H186ZM158 147H160L159 149H160V152L161 153H158L159 152V149H158ZM173 147H174V145H173ZM190 147H188V148H190ZM125 148V149H126ZM169 148V149H168ZM183 148V147H182ZM188 148H186V149H188ZM193 148V149H192ZM197 150H196V149ZM122 149H124V146H123V148ZM158 149V150H157ZM161 149H162V151H161ZM164 149V150H163ZM167 149V150H166ZM227 151H226V150ZM130 150V151H131ZM141 151V153H140V151ZM151 150H153V151H151ZM157 150V151H156ZM172 150L174 151V148H172ZM203 151L204 153H202L201 151ZM126 151V150H125ZM130 151L128 152V153H130ZM132 151H131V153H132ZM151 151V152H150ZM188 151V150H187ZM194 151H196V152H194ZM200 151V152H199ZM222 151V152H221ZM139 152V153H138ZM162 152H164L165 154H166V156H165V154L163 153L162 154ZM170 152V151H169ZM168 152V153H169ZM175 152V151H174ZM126 153H127V151H126ZM146 153V154H145ZM178 153V152H177ZM176 153V154H177ZM180 153V152H179ZM201 153V154H200ZM213 155H212V154ZM87 154H89V153H87ZM134 153H132V155H133ZM181 154V153H180ZM202 154H203V156L204 157H202ZM142 155V156H141ZM144 155V156H143ZM163 155V156H162ZM201 155V156H200ZM205 155H206V157L207 158H209V159H207L206 157H205ZM211 155V156H210ZM97 156V157H96ZM135 156V155H134ZM167 156H169L170 158L168 159V157ZM195 156V157H194ZM196 156H198V158L196 157ZM200 156V157H199ZM215 158H214V157ZM235 156V157H234ZM96 159H95V158ZM167 157V158H166ZM172 157V158H171ZM179 157V158H178ZM181 157V158H180ZM183 157V158H182ZM203 159H202V158ZM222 157V158H221ZM166 158V159H165ZM221 158V159H220ZM92 159L95 161H93L92 162ZM167 159H168V161H167ZM174 159V160H173ZM176 159V160H175ZM184 159V160H183ZM192 159H194V160H192ZM209 160V161H207V160ZM224 159V160H223ZM235 159V160H234ZM98 160V159H97ZM104 160H106V159H104ZM109 160H111V164L109 165V166H115V164L116 163H114L112 160L113 159H109ZM108 160V161H109ZM162 160V161H161ZM165 160V161H164ZM177 160H179L178 162H176L175 163V161H177ZM212 160H214V161H212ZM216 160H218L217 162H216ZM219 160H221V161H219ZM223 160V161H222ZM89 161H91V163L89 162ZM107 161V160H106ZM146 161V162H145ZM167 161V162H166ZM172 161H173V163H172ZM185 161L187 162L186 164H185ZM226 161H228V162H226ZM97 162V163H96ZM171 162V163H170ZM183 162V163H182ZM191 164H190V163ZM220 162V163H219ZM229 162H231V164H227V163H229ZM67 163H69V162H67ZM95 164V166L93 165V164ZM100 163H102V161H100ZM107 163V162H106ZM114 165H113V164ZM170 163V164H169ZM189 163V164H188ZM210 163L212 164L213 163V165H210ZM52 164V163H51ZM50 164V165H51ZM103 164V163H102ZM161 164V165H160ZM167 166H166V165ZM176 164H177V166H176ZM196 164V165H195ZM217 164H222L221 166L220 165H217ZM225 164V165H224ZM46 165H49V163H47ZM50 165H49V167H50ZM69 165H70V163H69ZM71 165H73L72 163H71ZM70 165V166H71ZM75 165V164H74ZM73 165V167L74 168H71L70 167V169H67V170H64L65 171V173H64V171H63V169L61 170V169H59V170H57V167L55 168L58 172H56V170L54 171V170H50V168L48 167V166H45V171L46 170H50L51 172H52V174H53V171H54V173H55V175L53 174H51V176H49L48 175V178L50 177V178H52L51 179V182H52V184L50 183V185H51V187L52 186H54L55 184V180H56V187L55 188H58L57 186H60V188L59 189H57L56 191H57V193H58V195H63V190H65V188H63V186H64V184L66 183V182H68V185H66L65 184V186H66V189L67 190H70V191H72L73 189H74V183H72V182H74L73 180H71L70 179V177H69V179H68V177L66 176V175H68V174H66L67 172H70V170H73L74 171V169H75V166ZM171 165V166H170ZM194 165V166H193ZM200 165V166H199ZM207 165H209V167L207 166ZM215 165H216V167H215ZM230 165H232V166H230ZM53 166V165H52ZM52 166H51V168H52ZM89 166H91V167H89ZM93 166V167H92ZM97 166V167H96ZM160 166V167H159ZM179 166V167H178ZM211 166V167H210ZM221 167V168H223V169H226V170H221V168H220V171L218 170L219 168H217V167ZM228 168H226V167ZM254 166H255V168H256V170L254 169ZM81 167V166H80ZM176 167H178V168H176ZM189 167H191V168H189ZM198 167V168H197ZM206 167V169H204ZM231 167H232V169H231ZM235 168V170H234V168ZM251 167H252V169H251ZM49 168V169H48ZM67 168H69V167H67ZM123 168V167H122ZM128 168V170H129V167H126V169ZM165 168V169H164ZM200 168H201V170H200ZM210 169V170H207V169ZM230 168V169H229ZM261 168H263V169H261ZM53 169H54V167H53ZM66 169V168H65ZM126 169L124 170V171H126ZM189 169V170H188ZM198 169V170H197ZM94 170V171H93ZM132 170V171H131ZM188 170V171H187ZM192 170V171H191ZM193 170L194 171H196V172H194V173H192L193 172ZM204 170V171H203ZM229 170H231V172L229 171ZM259 170V171H258ZM44 171V172H45ZM67 171V172H66ZM178 171V172H177ZM203 171V172H202ZM205 171L206 172H208L209 171V173H205ZM224 171H226L225 173H224ZM228 171V172H227ZM240 171H243V172H240ZM245 171V172H244ZM50 172V173H51ZM61 172H63V173H61ZM94 172V173H93ZM181 172H179V174H181ZM186 172V173H185ZM216 172V173H215ZM236 172H238L240 175H238ZM258 172H260V173H258ZM45 173H47L48 174V171H46ZM140 173H142L143 175H140ZM190 173H192V174H190ZM212 173V174H211ZM217 173H218V176H217ZM223 173V175H221ZM245 173V174H244ZM248 173H249V175H248ZM256 173V174H255ZM61 174V175H60ZM64 174V175H63ZM66 174V175H65ZM113 176H112V175ZM203 174V176H201V175ZM210 174V175H209ZM214 174H215V176H214ZM220 174V175H219ZM230 175V176H228V175ZM234 174H236V175H234ZM242 174H244L243 176H242ZM251 174V175H250ZM64 176V178H63V176ZM93 175V176H92ZM107 175V176H106ZM109 175H111V176H109ZM145 175V176H144ZM205 175V176H204ZM238 175V176H237ZM245 175H246V177H245ZM69 176V175H68ZM92 176V177H91ZM189 176V179H193V178H191ZM206 176H207V178H206ZM211 176V177H210ZM217 176V177H216ZM225 176V177H224ZM237 176V177H236ZM242 176V177H241ZM248 176V177H247ZM255 176H257V177H255ZM67 177V178H66ZM178 177H181V176H179L178 175ZM239 177V178H238ZM240 177H241V179H240ZM50 178L48 179V180H50ZM59 178V179H58ZM62 178V179H61ZM100 178V179H99ZM104 178V179H103ZM108 178V179H107ZM113 178V179H112ZM134 178H136V177H134ZM203 178V179H202ZM210 178V179H209ZM219 178V179H218ZM253 178H254V180H253ZM106 179V180H105ZM110 179H112V180H110ZM180 179V178H179ZM216 179V180H215ZM222 179V180H221ZM224 179V180H223ZM243 179H244V181H243ZM247 180V182H246V180ZM259 179V180H258ZM261 179H262V181H261ZM61 180H62V182H61ZM72 181V182H70V181ZM108 180V181H107ZM114 180V181H113ZM206 180V181H207ZM211 180V181H210ZM213 180V181H212ZM230 180V181H229ZM54 181V182H53ZM103 181V182H102ZM109 181H111V182H109ZM183 180H181V181H178V182H182ZM205 181V182H206ZM221 181V182H220ZM222 181H225V183H222ZM241 181V182H240ZM249 181V182H248ZM259 183H258V182ZM61 182V183H60ZM72 183V184H70V183ZM95 182V181H94ZM106 182V183H105ZM118 183V185L116 184V183ZM143 182V181H142ZM146 182V181H145ZM147 182H148V180H147ZM146 182V183H147ZM156 182V181H155ZM262 182V183H261ZM59 183H60V185H59ZM109 183H110V186H109ZM113 185H112V184ZM243 183H244V185H243ZM100 184V185H99ZM104 184V185H103ZM119 184H120V187L119 188H115V186L114 185H117V186H119ZM123 184H124V182H123ZM136 186H135V185ZM149 184V183H148ZM147 184V185H148ZM186 184H187V182H186ZM210 184H212V183H210ZM212 184V185H213ZM223 184V185H222ZM226 184V185H225ZM236 184V185H235ZM249 184H252V186L251 185H249ZM63 185V186H62ZM73 185V186H72ZM183 185V186H182ZM237 185H239V186H237ZM12 185H10V187H8V188H10L11 189V191H12V193H14L15 194V196H14V198L16 199V201H18V199H19V197H20V199H21V197H22V199L24 198V196H23V194H25L26 195V199L27 200H25V199H23V201H24V203H25V205L28 203V202H26V201H28V199L30 200V198L29 197H31L29 194V196H27V193H25V191L23 192V190H21L20 188H19V190H20V193H19V190L17 189V187H15V186H13V187H11ZM76 186V185H75ZM106 188H105V187ZM109 186V190L107 189V187ZM134 186V187H133ZM182 186V187H181ZM227 186V187H226ZM239 188H237V187ZM242 186V187H241ZM52 188V189H55V188ZM71 187L73 188V189H71ZM112 187V188H111ZM114 187V188H113ZM138 187H139V189H142V190H139L138 189ZM154 187H155V189H156V191H155V189H154ZM215 187V186H214ZM217 187V186H216ZM234 187V188H233ZM244 187V188H243ZM248 187V188H247ZM251 187L253 188V190H251ZM255 187V188H254ZM258 187V188H257ZM13 188V189H12ZM63 190H62V189ZM103 188V189H102ZM105 188V189H104ZM129 190H128V189ZM145 190H144V189ZM178 188V187H177ZM198 187H194V189L193 190H196ZM241 188V189H240ZM16 189V190H15ZM45 189H47V188H45ZM76 189V188H75ZM89 189H90V186H89ZM88 188H87V191L89 190ZM107 189V190H106ZM115 189V190H114ZM120 189V190H119ZM154 191H153V190ZM159 189H160V187H159ZM159 189H158V191H159ZM216 189V188H215ZM238 189V190H237ZM249 189V190H248ZM260 189V190H259ZM62 190V191H61ZM67 190H65V191H67ZM106 190V192H104ZM117 190V191H116ZM123 192H122V191ZM150 190H152L151 192H150ZM191 190V191H190ZM232 190V191H231ZM258 190V191H257ZM17 191H18V193H17ZM48 191V190H47ZM60 191H61V193H60ZM93 191V193H91ZM109 191V192H108ZM111 191V192H110ZM183 191H185V192H183ZM200 191V192H199ZM239 191V192H238ZM253 191H255V192H253ZM17 194H16V193ZM21 192H23V194L22 195H20L21 194ZM51 192H53V191H51ZM94 192H95V194H94ZM125 192V193H124ZM130 192H131V195H130ZM138 192H141L140 193V195L139 194H136V193ZM143 192V193H142ZM159 193L158 195H157V193ZM175 193L176 195H177V193H179L178 195H177V197H174L175 196V194H172L171 195V193ZM180 192H182V194L180 193ZM187 192V193H186ZM243 192V193H242ZM57 193H56V197H62V196H58L57 195ZM60 193V194H59ZM87 193V192H86ZM117 193V194H116ZM127 193V194H126ZM135 193L136 195H133V194ZM147 193H149V195L147 194ZM184 193V194H183ZM190 193V194H189ZM200 193V194H199ZM257 193V194H256ZM13 194V195H14ZM151 194L153 195L152 197H150L149 199L150 200H147L148 199V197L149 196H151ZM200 195V197L199 198H201V196L202 195H204L203 196V198H204V201L207 199V200H209V201H207L206 200V202H204V201H199V200H197L196 201V199H198V197H197V195ZM235 194V195H234ZM247 194H248V196H247ZM251 194H253V195H251ZM116 195V196H115ZM121 195V196H120ZM128 195H129V197H128ZM147 195H148V197H147ZM185 196V198H182L181 197V199H180V196ZM186 195H188L187 197H186ZM198 195V196H199ZM231 195V194H230ZM239 195H240V197L241 198H243V197H248V199L250 200V197H251V201H249V203H248V206L247 205H245L246 206V210L245 209H243V208H245V206H244V204H241L240 202H239V200H237L236 198H238L239 197ZM251 195V196H250ZM111 196V197H110ZM125 196V197H124ZM133 196H135V197H133ZM140 196V197H139ZM171 196V197H170ZM191 196H195V197H191ZM211 196H213V194L211 195ZM210 196V197H211ZM237 196V197H236ZM255 196V197H254ZM258 196V197H257ZM28 197V198H27ZM34 196L32 195V198H33ZM35 197H36V195H35ZM37 197H38V195H37ZM92 197V198H91ZM120 197V198H119ZM129 199H128V198ZM134 199V200H132V198ZM138 197V198H137ZM154 197V198H155ZM167 197V198H166ZM173 197V198H172ZM213 197H215V196H213ZM221 197H222V199H221ZM262 197H263V199H262ZM116 198H118L117 200H116ZM125 198H127V203H129L130 204V206L128 207H126L125 209H121V208H123L124 206H126V205H124L123 207H121V205L119 206V204H121V202L122 201H125L126 202V199L124 200ZM162 198H164L165 199V202H164V200H162ZM170 198V199H169ZM178 198V199H177ZM187 198H189V199H192V200H188ZM195 198V199H194ZM257 198V199H256ZM60 199V198H59ZM99 199V201H97ZM132 200V202L130 203V201L128 202V200ZM167 199V200H166ZM177 201H176V200ZM194 199V200H193ZM224 199V200H223ZM234 199V200H233ZM260 199H262V200H260ZM9 201V199L7 198H5V201ZM31 200H37L36 198H33V199H31ZM103 200H105V201H103ZM110 200V201H109ZM155 200V202H154V204H153V201ZM156 200H158V201H156ZM173 200V201H172ZM175 200V201H174ZM184 200H186V201H184ZM203 200V199H202ZM235 200H237V201H235ZM6 201V202H7ZM22 201V200H21ZM35 201H32V202H34V206H32L31 207V205H33V203H31V204H29L31 201H29V207H27V208H29V209H31V210H36V209H38L37 207L38 206H36V203H35ZM121 201V202H120ZM145 201V202H144ZM149 203H148V202ZM152 201V202H151ZM162 201V202H161ZM189 201V202H188ZM230 201H231V205H229V203H230ZM235 201L236 203H237V205H236V203L234 204L233 202ZM258 201V202H259ZM4 202V201H3ZM37 202V201H36ZM98 202V203H97ZM151 202V203H150ZM158 202V203H157ZM172 202H175V204H174V206H173V204H172ZM179 202V203H178ZM195 202V203H194ZM208 202V204H210V205H213L212 207L210 206V205H208V204H205V203H207ZM224 202V203H223ZM246 202H244V203H246ZM262 202V203H263ZM5 203V202H4ZM3 203V204H4ZM115 203H118V204H116V205H113V204H115ZM126 203V204H127ZM145 203V204H144ZM163 204V206H162V204ZM197 203L199 204V205H201V203H203V204H205V205H207V206H205L204 207V205L203 206H200L199 207V205H197ZM242 205H240V204ZM246 203V204H247ZM262 203H260V204H262ZM2 204V205H3ZM28 204H27V206H28ZM142 204L144 205L143 207H142ZM153 204V205H152ZM158 204V205H157ZM164 204H166L165 206H164ZM171 204V205H170ZM194 204L196 205V207L194 206ZM222 204H225V205H222ZM235 206H234V205ZM256 204V203H255ZM259 204V203H258ZM56 205L57 204H54V205H51V206H49L48 207V209L46 210V208H44V209H42V211L43 212H41V213H37V214H40V215H42L41 217H39V218H42V221H47V222H50V221H52V220H54V217L55 216H52V215H48V213H49V209H50V207H52V206H55V209H57V212L55 213L56 214V217H55V219L57 220V218L58 219H60L61 217H62V211L60 210V209H62V208H60L61 206H58L57 205V208H56ZM98 205V207L99 208H101L100 206ZM109 205H111L110 207H109ZM182 205V206H181ZM186 206V207H184V206ZM218 205V207H216ZM220 205V206H219ZM232 205H233V207H232ZM240 205V206H239ZM254 205V204H253ZM102 206V205H101ZM116 206V207H115ZM171 208H170V207ZM179 207V208H177V207ZM192 206H194V207H192ZM208 206H210L212 209H210V207H208ZM223 206V207H222ZM225 206V207H224ZM240 207V208H238V207ZM262 206H263V208H264V204H262ZM2 207V206H1ZM35 207V208H34ZM114 207V208H113ZM119 208V210H117L118 208ZM141 207V208H140ZM168 207V208H167ZM187 207H190L191 209H189V208H187ZM202 207H204V208H202ZM220 207V208H219ZM97 208V207H96ZM129 208V209H128ZM131 208V209H130ZM148 208V209H147ZM151 208H153V211H152V209ZM165 208H167L166 210H165ZM193 208V209H192ZM208 208V209H207ZM222 208L224 209V208H226V209H224V210H222ZM230 208V209H229ZM239 210H238V209ZM250 210H249V209ZM258 208V209H257ZM53 209V207L50 209V211ZM55 209H53V210H55ZM103 209H106V208H104L103 206H102V210ZM111 209V210H110ZM113 209H115L114 211H113ZM175 209H178V211L176 210H173ZM188 209V210H187ZM198 209V210H197ZM200 209H202V211L200 210ZM205 209V210H204ZM216 209V211H215V213H214V210ZM219 211H218V210ZM229 209V210H228ZM242 209V210H241ZM248 209V210H247ZM251 209H252V212H251ZM257 211H256V210ZM59 210V211H58ZM90 210H91V212H90ZM97 210V209H96ZM100 210V209H99ZM122 210V211H121ZM128 211V214H127V211ZM150 210V211H149ZM170 210H172L173 211V213L175 214L176 212V216H177V218H178V221L177 220H175V221H177V222H179V225H177L178 223L177 222H175V223H173L172 225L171 224H169L167 227L166 226H162V225H167V223H165V222H163L164 220H165V218L167 219V215L169 214V213H172V211H170ZM180 210H182L181 212V214H180V216H178L179 215V211ZM184 210V211H183ZM186 210V211H185ZM193 210H194V212H193ZM212 210V211H211ZM228 210V212H226V211ZM236 212H235V211ZM37 211V210H36ZM48 211V212H47ZM129 211L131 212L130 214H129ZM167 211V212H166ZM170 211V212H169ZM199 211H201V213H204L205 215H203V214H201ZM205 211V212H204ZM210 211V212H209ZM224 211V213H222ZM246 211V212H245ZM254 211V212H253ZM38 212H39V210H38ZM46 212V213H45ZM55 212V211H54ZM53 211L52 212H50L49 214H53L54 213ZM59 212L61 213V216L59 217L58 216V214H59ZM150 212V213H149ZM191 212H193V213H191ZM197 212V213H196ZM209 212V213H208ZM228 214H226V213ZM258 212V213H257ZM260 212V213H259ZM45 213V214H44ZM120 213V214H119ZM154 213V214H153ZM156 213V214H155ZM184 213V214H183ZM186 213H190L189 215L188 214H186ZM212 213V214H211ZM220 213V214H219ZM233 213H235L234 215H233ZM241 213V214H240ZM252 213V214H251ZM22 214H23V212H22ZM148 214V215H147ZM149 214H151V215H149ZM184 216H183V215ZM185 214H186V216L188 215V219L186 218V216H185ZM195 214H197V215H195ZM199 214H201L200 216H199ZM211 214V215H210ZM257 214H258V216H261V217H258L257 216ZM260 214V215H259ZM46 215H48V217L46 216ZM126 215H128V216H126ZM155 215V216H154ZM157 215V216H156ZM159 215V216H158ZM164 215H165V217H164ZM193 215H194V217H193ZM208 215V216H207ZM215 215H216V218H215ZM217 215H219V216H217ZM224 215V216H223ZM228 216V218L226 217V216ZM245 216V218H244V216ZM247 215V216H246ZM253 215V216H252ZM255 215V216H254ZM58 216V217H57ZM88 216H90V215H88ZM101 215H99L97 218H96V223H95V225H97L96 227H95V225L93 226V227H95L94 229H93V231H95V232H93V233H98L97 235H95L94 234V236L92 235V233L91 232H89L88 233V231H86V230H84V228H82V227H84L83 226V224H84V220H82L81 221V223L80 222H78L77 220H73V222L75 221V223H76V225H75V223L73 224V223H71L70 221H66L65 223L67 224L68 222L70 223V224H67L68 226L66 227H64V221L63 222H61V225H62V223H63V225L61 226V227H59L60 228V231H63V229H64V232L66 231V233L68 232H71V233H69V235H68V233L66 234V233H64V235H63V233L62 232H60V234H61V238H59V239H57V241H56V243H55V246H61L62 244H64V246H69V244H71L72 242L74 243L75 241H76V243H74V245H75V247L77 248L78 247V249H79V246H80V244L79 243H83L82 245H83V247H85V244H86V247H88L89 246V250H90V248H92V251L93 252H95V251H98V250H95V248H93L92 246L90 247V245H87V243H85L84 244V242H86L85 240H84V242H82L81 240H83V238L82 239H80L81 237H84V239H86V240H88L89 239V242H91V241H95L96 239L98 240L99 238L98 237H96V236H100V234H103L104 233V235L106 234V235H109V233H106V232H102V231H100L101 230V228H99L100 226L97 224L98 222L100 223V220H97V219H99V217H100ZM192 216V217H191ZM201 216H203V217H201ZM213 216V217H212ZM232 216V217H231ZM243 216V217H242ZM258 218H257V217ZM45 217V218H44ZM154 219H153V218ZM180 217V218H179ZM199 217H201V219L199 218ZM208 217V218H207ZM234 217V218H233ZM46 218H48V219H46ZM53 218V219H52ZM86 218V217H85ZM84 218V219H85ZM132 218H133V220H132ZM177 218H174V219H177ZM198 218L202 221V219H203V223L201 222V225H200V223H199V221L200 220H198ZM231 218V219H230ZM236 218V219H235ZM238 218V219H237ZM252 218V219H251ZM259 218H261L260 220H258ZM45 219V220H44ZM50 219H52V220H50ZM103 219H105L104 221H107L106 223L105 222H103ZM129 219V220H128ZM135 219V220H134ZM159 219V220H158ZM163 219V220H162ZM172 219V218H171ZM183 219H187L186 221L185 220H182ZM189 219H190V221H189ZM192 219V220H191ZM214 219V220H213ZM226 219H227V221H228V223H226ZM232 219H233V221H232ZM241 219H243L242 221H241ZM248 219V220H247ZM256 219V221H253V220H255ZM49 220V221H48ZM64 220V219H63ZM113 220H114V222H113ZM116 220V221H115ZM213 220V221H212ZM217 220H218V222H217ZM112 221V222H111ZM131 221V222H130ZM154 221V222H153ZM171 221H173V220H170V222ZM180 221H182L181 223H183V222H185V224H187V227H188V222L187 221H189V222H191V223H194V224H197L196 226H194V224H190L191 225V227H190V225H189V227L188 228H190V230L188 229V228H185V225L183 224V226L184 227H180V232H179V226H181L182 224H180ZM193 221V222H192ZM206 221V222H205ZM224 221V222H223ZM238 221V222H237ZM245 221V222H244ZM77 222H78V224H79V226H80V228H78V230L80 229H82V230H84L85 232H86V234L84 235V231H78L76 228H77ZM120 222V223H119ZM196 222V223H195ZM214 222V223H213ZM225 223V225L223 224V223ZM248 222V223H247ZM83 223V224H82ZM103 223H104V225L105 224H107V225H103ZM112 223V224H111ZM159 223V224H158ZM204 223H206L205 225H204ZM212 223H213V225H212ZM218 223V224H217ZM220 223V224H219ZM243 223H246V224H244L243 225ZM65 224V225H66ZM200 226H202V227H200ZM242 224V225H241ZM70 225V226H69ZM173 227V229H172V227ZM72 226V227H71ZM78 226V227H79ZM82 226V227H81ZM99 226V227H98ZM132 226V227H131ZM154 226V227H153ZM159 226V227H158ZM171 228H170V227ZM206 226V227H205ZM224 226V227H223ZM238 226V227H237ZM253 226V227H252ZM263 226V227H262ZM64 227V228H63ZM71 227V228H70ZM74 227V228H73ZM97 227H98V229H97ZM153 227V228H152ZM196 227V228H195ZM197 227H199L198 228V230H197ZM209 227V228H208ZM250 227V228H249ZM259 227H261V228H259ZM62 228V229H61ZM104 228L102 229V230H104ZM166 230V232H165V230ZM178 228V229H177ZM207 228V229H206ZM225 230H224V229ZM227 228V229H226ZM257 228H259V229H257ZM66 229V230H65ZM74 229V230H73ZM98 230L97 232H96V230ZM100 229V230H99ZM162 229V230H161ZM168 229V230H167ZM177 229V230H176ZM193 231H192V230ZM219 229H221V230H219ZM113 230V229H112ZM120 230V231H119ZM147 230L149 231V232H147ZM164 230V231H163ZM174 232H173V231ZM182 230V231H181ZM187 230H189V232H187ZM196 230H197V232H196ZM235 230V231H234ZM248 230V231H247ZM255 231V232H253V231ZM259 230V231H258ZM16 230H15V228L13 227V224L12 225H6V227H5V229L3 230V231H1V233H0V238H1V240H0V264H14V263H16V264H23V261L26 263V264H47L48 262V264H58V262H56V261H58V259L56 258V255H54V254H56L57 253V250H58V248L57 247H55L57 250L55 251L54 250V246L52 247V246H50V247H45V248H43L42 246H38V245H36L35 247L36 248H33V249H35L34 250V252L32 253H30L31 255H29V253H28V255L26 256V255H19V254H15V253H13L10 249H9V247L7 246V244H8V242L10 241V240H8V238L10 239L11 237H13L14 235L13 234H15V233H17V232H15ZM25 231V229H22V230H20L19 232H24ZM77 231V232H76ZM105 231H107V229L105 230ZM117 231H119V232H117ZM211 231V232H210ZM243 231V232H242ZM79 232V233H78ZM100 232V233H99ZM108 232V231H107ZM151 232V233H150ZM160 232H161V234H160ZM166 233V234H164V233ZM228 232V233H227ZM240 232V233H239ZM246 232V233H245ZM258 232V233H257ZM259 232H261V233H259ZM73 233V234H72ZM112 233V232H111ZM150 233V234H149ZM153 233V234H152ZM158 235H157V234ZM173 233V234H172ZM175 233V235H177ZM203 233L205 234V236H203ZM220 233V234H219ZM230 233H231V236H232V238H231V236H230ZM233 233V234H232ZM239 233V234H238ZM254 233V234H253ZM70 234L72 235V238H73V236L76 234L77 236L75 237L74 236V239L76 238V240H74V239H72L71 238V236H70ZM122 234V235H123ZM147 234V235H146ZM164 234V235H163ZM213 234V235H212ZM238 236H237V235ZM257 234V235H256ZM66 235V236H65ZM82 235V236H81ZM121 235V236H122ZM141 235V236H140ZM149 235V236H148ZM151 235V236H150ZM169 235V234H168ZM195 234H194V236L193 237H195L196 236ZM219 235V236H218ZM222 235V236H221ZM224 235H226L227 236V240H230V241H228L229 242V244H228V242L227 241H225V242H223L224 240H225V237L226 236H224ZM229 235V236H228ZM233 235H235V236H233ZM242 235V236H241ZM246 235V236H245ZM253 235V236H252ZM262 235V236H261ZM63 236V237H62ZM65 236V237H64ZM85 236L86 237H89V238H85ZM91 236H93V238H90ZM214 238H213V237ZM218 236V237H217ZM220 236H221V238L223 237V239L221 240V238H220ZM237 236V238L236 239H234L235 237ZM101 237V236H100ZM107 237H109V236H107ZM139 237V238H138ZM149 237H150V239H149ZM160 237V238H159ZM168 237H170V236H168ZM217 237V238H216ZM242 237H244V238H242ZM249 239H248V238ZM252 237V238H251ZM258 237V238H257ZM262 237V238H261ZM67 238V239H66ZM69 238H70V240H69ZM79 238V239H78ZM94 238H96V239H94ZM154 238V239H153ZM196 238V237H195ZM208 239V240H206V239ZM230 238V239H229ZM245 238H247V239H245ZM62 239V240H61ZM78 239V240H77ZM163 239V240H162ZM167 239H169V238H167ZM167 239H165V240H167ZM206 240V241H204V240ZM217 240L218 239V241L216 242L215 240ZM241 241H240V240ZM244 241H243V240ZM261 239V240H260ZM59 240V241H58ZM66 241V243H62V242H65ZM67 240H69V241H67ZM73 240V241H72ZM91 240V241H90ZM138 240L140 241V242H138ZM198 240V239H197ZM197 240L195 239V241L197 242ZM198 240V241H199ZM211 240H212V242L213 241H215L217 244H215V242H211ZM239 240V241H238ZM245 240H247V242L245 241ZM251 240V241H250ZM257 242H256V241ZM8 241V242H7ZM94 241L93 242H91V243H94ZM151 241V242H150ZM169 241V240H168ZM209 241H210V243H212L213 245L215 244L216 245V247L217 246H219V244L221 245V243H222V245H224V246H222V247H220L219 246V248H222L223 249V247H224V249L222 250V249H220L219 250V248L217 247V249H216V251L217 252H214L213 253V251L215 250V246H212V244L211 245H209L208 246V244H209ZM220 241V242H219ZM233 241H235V242H233ZM249 241V242H248ZM255 243H258V244H255ZM261 241V242H260ZM79 242V243H78ZM96 242V241H95ZM108 241L106 240L105 241V243H103V240L100 242V244L103 246L104 244V246H106V245H108L111 241L109 240V243H107ZM143 242V243H142ZM149 242V243H148ZM160 242V243H159ZM219 242V243H218ZM232 244H231V243ZM238 242V243H237ZM239 242H241L240 244H239ZM54 243H53V245H54ZM60 243H61V245H60ZM67 243H69V244H67ZM103 243V244H102ZM107 243V244H106ZM139 243V244H138ZM146 243H148V244H146ZM166 243V242H165ZM199 242H197V244H198ZM228 245H226V244ZM236 243V244H235ZM242 243H244L243 245H242ZM249 243V244H248ZM251 243L253 244V245H251ZM79 244V245H78ZM196 244V243H195ZM200 244V243H199ZM207 244V245H206ZM231 244V246H229ZM246 244V245H245ZM73 245V244H72ZM162 245H164V244H162ZM161 245V246H162ZM240 245V246H239ZM71 246V245H70ZM103 246V247H104ZM153 246V245H152ZM227 246V247H226ZM236 246V247H237ZM244 246V247H243ZM250 246V247H249ZM85 247V248H86ZM213 247H214V249H213ZM51 248V249H50ZM74 248V247H73ZM144 248V247H143ZM145 248H147V247H145ZM228 248H231V249H228ZM233 248V249H232ZM241 248H242V250H241ZM245 248V249H244ZM94 249V250H93ZM226 249H228V250H226ZM52 250H54V252L52 251ZM79 250H81V249H79ZM83 250V249H82ZM147 249H145V251H146ZM148 251V250H147ZM180 252H181V249L179 250ZM220 251L223 253H220ZM225 251H227V252H225ZM229 251V252H228ZM246 251V252H245ZM81 252V251H80ZM79 252V255L78 256H81L82 258H84L85 259V256H86V254H85V256L83 257L82 255H81V253ZM88 252V250L85 252V253H87ZM90 252V254L91 255H93V253H91V251H89ZM88 252V253H89ZM180 252H177V253H180ZM261 252V253H260ZM95 253H97L98 255H100V256H97V254H96V256H92V258H96V257H98L99 259H101V261L102 262H105L106 264H107V262L108 263H112V262H114V263H118V262H116L117 261V259L116 258H113V260H115V261H113L112 260V258H110L109 257V259H108V256L106 257L103 253H101L100 251H98V252H95ZM94 253V254H95ZM103 254L102 256H101V254ZM216 253H219V254H217L216 255ZM239 253V254H238ZM244 253H245V255H244ZM259 253V254H258ZM90 254H88V255H90ZM215 254V255H214ZM261 254V255H260ZM34 255V256H33ZM173 256L175 255V254H172ZM170 253H168V254H166L165 256H164V254L163 255H161L160 257L161 258H158V261H162V262H158V263H164V264H169V262L171 263V264H176V259H174V257L172 256ZM177 255V254H176ZM175 255V256H176ZM257 255V256H256ZM75 256H76V253H75ZM75 256H74V258H75ZM103 256H105L104 258H103V260H105L106 259V261H103L102 260V257ZM179 256V255H178ZM207 256H208V258H207ZM226 256V255H225ZM234 256H237V257H234ZM241 256V257H240ZM258 256H260V258L258 257ZM262 256H263V258H262ZM26 257H27V259H26ZM42 257V258H41ZM80 257V258H81ZM91 257V256H90ZM101 257V258H100ZM177 257V256H176ZM175 257V258H176ZM191 257V258H192ZM215 257H217V258H215ZM240 257V258H239ZM243 257H245L244 259H243ZM29 258V259H28ZM39 258H41L40 260L42 261V263H41V261H37ZM53 258H55V259H53ZM89 258V257H88ZM87 258V259H88ZM165 258H166V260H165ZM169 258V259H168ZM171 258V259H170ZM235 258V259H234ZM257 258V259H256ZM46 259V260H45ZM84 259H82V262H85V260ZM111 259V260H110ZM118 259H120V258H118ZM123 259V258H122ZM160 259V260H159ZM216 259H218V260H216ZM259 259H260V262H259ZM56 260V261H55ZM124 260V259H123ZM123 260H121V261H123ZM175 262H174V261ZM216 260V261H215ZM239 262H238V261ZM244 260H246V262H244ZM250 260V261H249ZM253 262H252V261ZM47 261V262H46ZM89 261V260H88ZM87 261V262H88ZM111 261V262H110ZM119 261V263L120 264H124V262H121L120 260H118ZM165 261V262H164ZM191 261V262H192ZM235 261V262H234ZM37 262V263H36ZM45 262V263H44ZM248 262V263H247ZM208 263V264H209ZM80 264V263H79ZM113 264V263H112Z\"/></svg>",
  "mask_w": 264,
  "mask_h": 264
},
{
  "label": "bare ground",
  "instance_id": "obj_2",
  "mask_svg": "<svg viewBox=\"0 0 264 264\" xmlns=\"http://www.w3.org/2000/svg\"><path fill=\"white\" fill-rule=\"evenodd\" d=\"M190 1V0H189ZM189 1H188V3H189ZM206 1V0H205ZM209 1V0H208ZM211 1V0H210ZM209 1V2H210ZM220 1V0H219ZM221 1H223V0H221ZM230 3L229 4H231V5H229L230 7H233L235 10L236 9H238V11L236 12V13H233V11L231 10V12H230V14H228V13H226V14H228L227 15V17L226 18H229L228 16L229 15H231L233 18H230L231 20H233V24H232V21L230 20V23L227 21V22H223L224 24H226V25H230V24H232L234 27H236V28H234L233 26L229 29V31L230 30H232V28H234L235 30H233L234 31V33H233V31H232V33H231V31H230V33H227L226 32V30L225 31H223V29L221 30V28L223 27V24H221L222 22L221 21H224L225 19L223 18V17H225V16H219L220 17V19H222L221 21H219L218 23H220L221 25H222V27L221 28H219L221 25L220 24H218L217 23V26L215 27L214 25H216V23H213L214 21V17L213 18H211V16L209 17L208 16V11L210 12V10H211V8L210 7H214V6H216V5H214V4H212V5H210V3L208 2V7L205 5V2H204V0H191V2H190V6H188V5H186V4H183V3H187L186 2V0H140V4L139 5H136L135 7L133 6V8H132V4H131V8L130 9H125L124 7H121V9H122V11H121V9H119L120 10V12H116V13H118V14H116L115 13V15H113L114 14V12L111 14L112 16V18L114 19V21H116V22H119V24L121 25V26H126V28H128L127 29V31H129L130 30V28H131V26L133 27V24H134V26H136L135 24H139V23H130L129 24V21L131 20V18H134V17H136V18H134L135 20H139V19H137V17H140L141 19H144L143 21L144 22H146L145 24H147L146 26H154V27H163L164 29H165V31H166V33H165V31H164V33L166 34V35H168V34H170L171 33V35H175V33H173L172 34V31H177L179 28H178V26H175L174 25V15H173V11H174V13L176 12V15H177V9H179L180 7H181V5H186L185 7H181L180 8V11H178V19L176 18V22H177V20H179V22L182 20V22L183 21H186V23H189V22H191V24H196V23H194L195 21V18L197 17V16H200L199 14H201L202 16H203V14H205V13H207V14H205V16H208V18H211V19H213V20H210V22L211 21H213L212 22V24L211 23H208L207 21H205V19L203 20L204 22H202L201 21V23H202V27L198 24V25H196V26H200V29H197L196 30V27L195 26H193V27H195V31L193 30V31H191L192 29H191V24L189 23V24H187V26L188 27H190V29H188V30H190L189 31V33H188V30L187 29H185V30H187L186 31V33H188V36H186V35H184L183 37H185V39H182L183 37L181 36V35H178V36H180V38H181V40L180 41H182L183 40V42L182 43H184L183 45L181 44V45H178V40H177V38H179L178 36H177V34H176V36L177 37H175V36H172L173 37V40H172V38H170L169 36L170 35H168V37H167V40H166V38H165V40H164V34H162L163 33V30H161L162 31V33H161V35L159 34V31H158V38H157V40L156 41H154L153 39H156L155 37L152 39L153 41H152V44L151 45H147V47L148 46H151L150 48H148V50H147V48H145L146 49V51L144 50L143 52L144 53H140V51L138 52L135 48V54H134V49L132 50L131 49V51L133 52V54H131L130 53V51L128 52V56L126 55V52L127 51H125V50H123L122 52H124L125 51V54L124 53H121V51H118V52H120V54H118V57H119V55L121 56L122 54H124V56L122 55V57L124 58H118V60H116L117 62H119V64L117 63V62H115V63H117L119 66H121L122 65V69H124V72H120V74L118 75L116 72V75L115 76H113V77H116L115 78V80L113 81L112 80V78H111V82L112 83H110V84H106L105 83V81L104 80H106V79H104V80H102L101 79V77H103V75L105 74V72L104 73H102L101 75H100V80L101 81H104V82H100L99 83V78H98V82L97 83H99L98 85H93V86H96V87H94V88H96V93L94 92V96L93 97H97V96H99L100 97V95L102 96V93H105V94H103V95H108L109 94V90H111V92H110V96H113V94H114V91L116 92V94H118V95H123V94H121L122 92H125V90H129V88L128 87H131L130 85H129V83L126 81L127 80V77L128 76H126V75H128V73H130L131 72V70H134V69H132V68H135L134 66H136V65H134L135 63H137V61L135 60V59H137L138 58V61L140 60V58H142V59H145V57L146 56H149L150 58L151 57H155V58H158L157 56L159 55L162 59H163V61H164V59H165V61L167 60H170L169 62H171V60L173 59V56H171V54H173L172 52H174V53H179V56H180V54H184L183 55V57L185 58H187V57H191V55H189V56H187L188 54L187 53H189L190 52V54H192V52L193 53H195V54H193V58L194 57H196L197 56V59H202L204 56V54L206 55V57H204L203 59L205 60L206 58H211L210 56H215V58H211L214 62H215V60L214 59H218L220 56H222L223 58H221L220 57V61L219 62H217L218 60H216V64H218V63H220L221 62V60L222 61H224L225 59H224V55H223V53H224V51H222L221 50V45H229V48L230 49H228L230 52H232V49H236V51H233V54L236 52V57H237V55H238V53L240 54L241 52L240 51H238V53H237V50H238V48L240 49L241 48V46H243L240 42V44H241V46L239 47V43L237 44V41H238V37H240L239 39H242L241 37H243V38H245V39H242V40H244V41H246L247 40V42L248 41H250V38L251 37H253L254 39H255V37L253 36V35H249V40H248V38H246V34L248 35V34H254L255 33V36L257 35V39H258V37H260V39H262L263 40V36H264V0H228ZM21 2V1H20ZM25 2H27V1H24V3H22V5H19L18 4V7L17 8H19L20 6H23V8L22 9H25L26 7H28V5L24 8V6L26 5V3ZM31 2V1H30ZM34 2H35V0H34ZM213 2H215V1H213ZM212 2V3H213ZM226 4H227V1L225 0L224 1ZM7 3V2H6ZM16 3H18V2H16ZM28 3H29V1H28ZM27 3V4H28ZM33 3V2H32ZM32 3H29V4H32ZM57 3V2H56ZM206 3H207V1H206ZM218 3V2H217ZM221 3V2H220ZM3 4V3H2ZM34 5H35V3H33ZM70 4V3H69ZM122 4V3H121ZM120 4V5H121ZM128 4V3H127ZM192 4H194L193 6L195 7H192L191 5ZM14 5V4H13ZM16 5V4H15ZM38 5V4H37ZM53 5V4H52ZM67 5V4H66ZM123 5H124V3H123ZM126 5V4H125ZM210 5V6H209ZM214 5V6H213ZM218 5V4H217ZM220 5V4H219ZM225 5V4H224ZM40 6V5H39ZM57 6V5H56ZM76 5H73V8L75 7ZM122 6V5H121ZM176 6H178V8H175ZM220 6H222V5H220ZM219 6V7H220ZM228 6V4L226 5V7H229ZM43 7V6H42ZM59 7V6H58ZM174 7V8H173ZM189 7V10L187 9ZM191 7V8H190ZM217 7V6H216ZM223 7V6H222ZM13 8V7H12ZM21 8V7H20ZM19 8V9H20ZM67 8H69V7H67ZM70 8H71V6H70ZM79 8V7H78ZM105 8V7H104ZM194 8V9H193ZM224 8V7H223ZM6 9V8H5ZM16 9V8H15ZM40 9V8H39ZM61 9H63L62 7H61ZM72 9V8H71ZM80 9V8H79ZM79 9H77V10H79ZM191 9V10H190ZM2 10V9H1ZM4 10V9H3ZM14 10V9H13ZM76 10V11H77ZM119 10H117V11H119ZM6 11V10H5ZM17 11H18V9H17ZM23 11V10H22ZM72 11V10H71ZM70 11V12H71ZM103 11V10H102ZM171 11V12H170ZM182 11V12H181ZM221 11V10H220ZM227 11V10H226ZM1 12V11H0ZM14 12V11H13ZM25 12V11H24ZM23 12V13H24ZM65 12V11H64ZM68 12V11H67ZM67 12H65V13H67ZM70 12H69V14H70ZM73 12H75L74 11V9H73ZM82 13V11H80L79 10V12L77 13L76 12V14H79V13ZM109 12V11H108ZM218 12V11H217ZM16 13V12H15ZM15 13H13V15L15 14ZM34 13V12H33ZM56 13V12H55ZM72 13V12H71ZM106 13V12H105ZM105 13H103L104 14V16H105ZM211 13V12H210ZM212 13H213V15H214V13H216V11L215 12H213L212 11ZM222 13V12H221ZM224 13V12H223ZM1 14V13H0ZM7 14H9V13H7ZM21 14V13H20ZM36 14V13H35ZM63 14V13H62ZM68 14V13H67ZM68 14V15H69ZM73 14V13H72ZM100 14V13H99ZM217 15H220V13L218 14V13H216ZM215 14V15H216ZM4 15V14H3ZM18 15V14H17ZM52 15V17H53V14H51ZM96 15V14H95ZM101 15V14H100ZM100 15H97V16H100ZM107 15V14H106ZM175 15V16H176ZM210 15H212V14H210ZM216 15V16H217ZM222 15V14H221ZM1 16V15H0ZM6 16V15H5ZM12 16V15H11ZM25 16V15H24ZM49 16V15H48ZM55 16H57V15H55ZM66 16V15H65ZM71 16V15H70ZM78 16V15H77ZM83 16V15H82ZM170 16H171V19L173 18V20H171L170 19ZM202 16H201V20H202ZM14 17V16H13ZM60 17V16H59ZM62 17H64V16H62ZM68 17V16H67ZM79 18H82L81 17V14H79V16H78ZM108 17H109V15H108ZM108 17H107V21H108ZM111 17H110V19H111ZM218 17V16H217ZM35 18V17H34ZM71 18V17H70ZM69 18V20H71ZM73 18V17H72ZM75 18V17H74ZM85 18V17H84ZM88 18V17H87ZM96 18V17H95ZM199 18V17H198ZM206 18V17H205ZM3 19V18H2ZM13 19V18H12ZM12 19H10V20H12ZM39 19V18H38ZM58 19V16H57V18H56V20ZM61 19V18H60ZM59 19V20H60ZM66 19V18H65ZM96 19H98V18H96ZM94 20V21H92L91 22V24L89 23V25L87 24L85 27H79V29L77 30L76 29V32L75 33H73V37H72V40L71 41H69V43L71 42V43H73V42H75V43H79V42H76V41H78V40H80V39H78V37L81 35V34H83V33H87V34H89V33H91V31H92V29L93 30H96V29H94V28H97V27H100V29L99 28H97V29H99V31L101 30V28L103 29H107L108 27H109V29H110V23L113 21V19H111V20H109V25H107L108 23H106V17L105 18H103L102 16L98 19V20ZM140 19V22H142V20ZM181 19V20H180ZM185 19V20H184ZM215 19H216V17H215ZM217 19H219V18H217ZM219 19V20H220ZM1 20V19H0ZM4 20H7V19H4ZM9 20V21H10ZM28 20V19H27ZM35 20V19H34ZM52 20H55V18L54 19H52L51 18V22H52ZM67 20V19H66ZM65 20V21H66ZM68 20V21H69ZM77 20V19H76ZM86 20V19H85ZM133 20V19H132ZM134 20V21H135ZM198 20H200V19H198ZM206 20H208V19H206ZM13 21V20H12ZM41 21V20H40ZM39 21V22H40ZM50 21V20H49ZM78 21V20H77ZM209 21V20H208ZM29 22H30V20H29ZM79 22V21H78ZM90 22V21H89ZM175 22V23H176ZM197 23L199 22V21H196ZM207 22V23H206ZM215 22H217V21H215ZM4 23V22H3ZM2 22H1V24H3ZM35 23V22H34ZM86 23V22H85ZM87 23H88V21H87ZM113 23V22H112ZM111 23V24H112ZM115 23V22H114ZM143 23V22H142ZM186 23H184V24H186ZM200 23V22H199ZM200 23V24H201ZM229 23V24H228ZM235 23V24H234ZM0 24V25H1ZM43 24V23H42ZM46 24V23H45ZM48 24V23H47ZM144 24V23H143ZM177 24V23H176ZM180 23H178V25H179ZM214 24V25H213ZM31 25H32V23H31ZM34 25V24H33ZM44 25V24H43ZM71 25V24H70ZM83 25V24H82ZM171 25H173V27L171 26ZM219 25V26H218ZM5 25H3L2 27H4ZM25 26H26V24H25ZM27 26H28V24H27ZM30 26V25H29ZM73 26V25H72ZM77 26H78V24H77ZM77 26H75V27H77ZM231 26V25H230ZM230 26H228V28L230 27ZM6 27V26H5ZM8 27V26H7ZM24 27V26H23ZM43 27V26H42ZM114 27V26H113ZM112 27V29H111V31L114 29ZM137 27V26H136ZM140 27H143V25L141 26L140 25ZM140 27H138V29L140 28ZM153 27V28H154ZM178 29H177V28ZM185 27V26H184ZM183 27V28H184ZM218 27V28H217ZM224 27H226V26H224ZM32 28H34V27H32ZM37 28V27H36ZM35 28V29H36ZM40 28H41V26H40ZM39 27L37 28V29H40ZM119 28V27H118ZM126 28H124L123 29V27H122V29H123V31H126L125 29ZM134 28V27H133ZM132 28V29H133ZM144 28V27H143ZM146 29L145 30H147L148 28L147 27H145ZM174 28H176L175 30H174ZM199 28V27H198ZM227 28V27H226ZM228 28H227V30H228ZM4 29V28H3ZM8 29V28H7ZM25 29V28H24ZM35 29H34V31H33V33H36V31H37V29H36V31H35ZM103 29V30H104ZM108 29V30H109ZM134 29H136V28H134ZM225 29V28H224ZM6 30V29H5ZM115 30V29H114ZM137 30V29H136ZM141 30V29H140ZM145 30H144V33H145ZM149 30V29H148ZM181 30H183V31H185L184 29H181L180 28V30H178V33H179V31H180V33H181ZM4 31V30H3ZM10 31V30H9ZM24 31V30H23ZM98 31V30H97ZM110 31V30H109ZM117 31V30H116ZM116 31H115V33H116ZM131 31V30H130ZM138 31V30H137ZM137 31H135V33H137ZM141 31H143V30H141ZM150 31H152V30H150ZM153 31H155V30H153ZM183 31H182V33H183ZM239 31V32H238ZM244 31H246L245 33H244ZM93 32L94 31H92V33L91 34H89V35H92L93 34ZM242 32V33H241ZM70 33H71V30H70ZM101 33H104V31H101ZM114 33V34H115ZM120 33H122V31H120ZM133 33H134V30H133ZM133 33H132V35H133ZM134 33V34H135ZM179 33V34H180ZM241 33V34H240ZM258 33H262L260 36H258ZM26 34V33H25ZM95 34V33H94ZM98 34H100V33H98ZM97 33H96V35H98ZM106 34V33H105ZM117 34V33H116ZM122 34H124V33H122ZM127 33L125 32V35H126ZM154 34H156L157 35V33H154ZM27 35V34H26ZM36 34H34V36H35ZM89 35H87V37H90ZM95 35V36H96ZM101 35V34H100ZM108 35H109V33H108ZM136 35V34H135ZM165 35V36H166ZM241 35H243V36H241ZM13 36V35H12ZM32 36V35H31ZM33 36V37H34ZM94 36V35H93ZM103 36H106L107 37V35H103ZM129 36V35H128ZM153 36V35H152ZM162 36V37H161ZM30 37V36H29ZM70 37V36H69ZM68 37V38H69ZM99 37H101V36H98V39H100ZM106 37L104 38V40L106 39ZM119 37V36H118ZM150 37V36H149ZM176 38V40H177V42H176V40H175V38ZM248 37V36H247ZM36 38V37H35ZM34 38V39H35ZM67 38V39H68ZM80 38H83V36H81ZM91 38V37H90ZM96 38H97V36H96ZM101 38H103V37H101ZM152 38V37H151ZM163 38V39H162ZM179 38V39H180ZM252 38V39H253ZM78 39V40H77ZM88 39V38H87ZM93 39V38H92ZM97 39V40H98ZM110 39V38H109ZM172 41H171V40ZM237 39V40H236ZM57 40V39H56ZM66 40V39H65ZM69 40H70V38H69ZM90 40V39H89ZM95 41H96V39H94ZM102 40V39H101ZM115 40V39H114ZM133 40H135V39H133ZM145 40V39H144ZM256 40V39H255ZM64 41V40H63ZM239 41H241V40H239ZM252 41H254V40H252ZM259 41V40H258ZM66 42V41H65ZM83 42V41H82ZM84 42H85V40H84ZM106 42V41H105ZM148 42H150V40H148ZM177 43V46H176V44L175 43ZM236 42V44L238 45L237 47H236V45H234V43ZM263 42V41H262ZM0 43H1V41H0ZM3 43V42H2ZM5 43V42H4ZM64 43V42H63ZM67 44H68V41L66 42ZM90 43H92V40H91V42ZM98 43V42H97ZM101 44H102V46L104 45V43H103V40H102V42H100ZM108 42H106V44H107ZM154 43V44H153ZM180 43V42H179ZM8 44V43H7ZM6 44V45H7ZM65 44V43H64ZM105 44V45H106ZM245 44V43H244ZM248 44V43H247ZM250 44V43H249ZM259 43H257V45H258ZM264 44V42L263 43H261V45H263ZM1 45V44H0ZM5 45V44H4ZM5 45V46H6ZM62 45V44H61ZM66 45V44H65ZM81 45V44H80ZM83 45V44H82ZM90 45V44H89ZM94 45V44H93ZM92 45V46H93ZM99 46H100V44H98ZM98 45H96L97 46V49H98ZM153 45V46H152ZM225 46L226 48H228V46ZM230 45H231V47L232 46H235V48H231L230 47ZM254 45V44H253ZM260 45V46H261ZM64 46V45H63ZM71 46V45H70ZM70 46H68L69 47V49H70ZM74 46V45H73ZM72 46V47H73ZM78 46V45H77ZM91 46V45H90ZM246 46V44L244 45V47ZM250 46V45H249ZM255 46V45H254ZM259 46V45H258ZM259 46V47H260ZM264 46V45H263ZM89 47V46H88ZM101 47V46H100ZM243 47V48H244ZM251 47H252V45H251ZM250 47V48H251ZM4 48V47H3ZM66 48H67V46H66ZM79 48V47H78ZM90 48V47H89ZM110 48H111V46H110ZM257 48V47H256ZM263 48V47H262ZM72 49H74V48H72ZM84 49H86V48H84ZM93 49V48H92ZM96 49V48H95ZM248 49H249V47H248ZM254 49H255V47H254ZM264 49V48H263ZM8 50V49H7ZM12 50V49H11ZM14 50V49H13ZM67 50V49H66ZM88 50V49H87ZM91 49H89V51H90ZM107 50V49H106ZM117 50V49H116ZM177 50V52H175ZM225 50V49H224ZM225 51V53H227V52H229V51ZM260 50V49H259ZM0 51H2V50H0ZM5 51H6V48H5ZM4 51V52H5ZM81 51V50H80ZM95 51V50H94ZM93 51V52H94ZM98 50H96V52H97ZM115 51V50H114ZM222 53H221V52ZM246 51V50H245ZM258 51V50H257ZM10 52V51H9ZM20 52V51H19ZM19 52H18V54H19ZM74 51H72V53H73ZM78 52V51H77ZM83 52H84V50H83ZM91 52V54H92V50L90 51ZM107 52H109V54H111L112 52H113V49H112V52H111V50L109 49V51H107ZM117 51H116V53H118ZM230 52H229V54H230ZM248 52V51H247ZM264 52V51H263ZM7 53V52H6ZM55 53V52H54ZM58 53V52H57ZM64 53H65V51H64ZM68 53V52H67ZM71 53V52H70ZM105 53H106V51H105ZM115 53V54H116ZM129 53L131 54L130 56H129ZM222 54V55H220L219 56V54ZM1 54H3V51H2V53ZM11 54V53H10ZM15 54V53H14ZM108 54V53H107ZM137 54H139V55H137ZM185 54H187V55H185ZM203 54V55H202ZM232 54V55H233ZM255 54V53H254ZM254 54H252V55H254ZM259 54V53H258ZM105 55V54H104ZM112 55H113V57L115 56L114 55V52H113V54H111V55H109V57L111 56L112 57ZM117 55V54H116ZM198 55H201V57L199 56V58H198ZM243 55V54H242ZM251 55V54H250ZM262 55H263V53H262ZM9 56V55H8ZM7 56V57H8ZM16 56V55H15ZM71 56V55H70ZM96 56V55H95ZM127 56V57H126ZM203 56V57H202ZM216 56H218V58L216 57ZM227 56V55H226ZM230 56V55H229ZM248 56L249 55H246L245 56V58H248ZM255 56V55H254ZM257 56V55H256ZM259 56V55H258ZM260 56H261V54H260ZM63 57H64V55H63ZM90 57V56H89ZM98 57V56H97ZM113 57H112V59H113ZM116 57V56H115ZM114 57V58H115ZM228 57V56H227ZM231 57H234V59H235V56L233 55V56H230V58ZM241 57V56H240ZM239 57V58H240ZM264 57V56H263ZM262 57V58H263ZM12 58V57H11ZM15 58H17V57H15ZM14 58V59H15ZM66 58V57H65ZM68 58V57H67ZM145 59V61L147 62L148 60L150 61V60H152V59ZM155 58H153V59H155ZM182 57L180 56V59H181ZM193 58H191V59H193ZM238 58V57H237ZM251 58V57H250ZM256 58H258V57H256ZM261 57H259V59H260ZM64 59V58H63ZM116 59V58H115ZM120 59V60H119ZM141 59V60H142ZM160 59V58H159ZM179 58H178V60H180ZM196 58L194 59L195 61H198ZM233 58H232V60H234ZM241 59V58H240ZM259 59L256 61V59L254 60L255 62H257L258 63V61H259ZM264 59V58H263ZM263 59L261 60L260 59V61H263ZM12 60V59H11ZM96 60V59H95ZM99 60V59H98ZM177 60V63L179 62ZM188 60H189V58H188ZM210 60V59H209ZM208 59H207V61H209ZM212 60H210L211 62H212V64H215ZM231 60V61H232ZM236 60V59H235ZM62 61V60H61ZM74 61V60H73ZM136 61V62H135ZM144 61V60H143ZM155 61H156V59H155ZM164 61V62H165ZM174 61V63H175V61L176 60H173ZM185 61V60H184ZM190 61V60H189ZM188 61V62H189ZM192 62H193V60H191ZM194 61V62H195ZM202 61V60H201ZM243 61V60H242ZM140 62H142V61H140ZM200 62V61H199ZM237 62V61H236ZM238 62H240V61H238ZM72 63V62H71ZM104 63V62H103ZM102 63V64H103ZM109 63H110V61H109ZM113 63V62H112ZM149 63V62H148ZM168 63V62H167ZM181 63H183V61L181 62ZM191 63V62H190ZM198 63V62H197ZM200 63H202V62H200ZM199 63V64H200ZM203 63H204V61H203ZM205 63H207V62H205ZM204 63V65H206ZM209 63V62H208ZM207 63V64H208ZM221 63H223V62H221ZM232 63H234V62H232ZM252 64H253V62H251ZM257 63H255L256 65H257ZM261 63V62H260ZM7 64V63H6ZM59 64V63H58ZM61 64V63H60ZM64 64V63H63ZM121 64V65H120ZM140 64V63H139ZM152 64V63H151ZM169 64H172V63H169ZM186 64H188L187 62H186ZM210 64L211 63H209V66H210ZM216 64L213 66V67H215L216 66ZM225 64V63H224ZM263 64H264V62H263ZM79 65V64H78ZM104 65V64H103ZM117 65V66H118ZM134 65V66H133ZM145 65V64H144ZM173 65V64H172ZM179 66H180V64H178ZM184 65H185V63H184ZM184 65L182 66V67H184ZM189 65V64H188ZM188 65H186V66H188ZM198 65V64H197ZM260 65V64H259ZM258 65V66H259ZM56 66V65H55ZM58 66V65H57ZM57 66H56V68H57ZM70 66V65H69ZM112 66V65H111ZM149 66V65H148ZM152 66V65H151ZM157 66V65H156ZM192 66V65H191ZM195 65H193V67H194ZM202 66V65H201ZM209 66H207V67H209ZM218 66H221V65H219L218 64ZM238 66V65H237ZM261 66V65H260ZM7 67H9V66H7ZM43 67V66H42ZM58 67H60V66H58ZM67 67V66H66ZM104 67V66H103ZM145 67V66H144ZM147 67V66H146ZM162 67V66H161ZM165 67V66H164ZM167 67V66H166ZM212 67V66H211ZM211 67H209L210 68V72H212L211 71V69L213 68H211ZM217 67V66H216ZM246 67V66H245ZM49 68H51L50 66H49ZM109 68H112V67H109ZM113 68H117V67H115V66H113ZM137 68V67H136ZM154 68V67H153ZM171 68H174V67H171ZM180 68H181V66H180ZM180 68H178V69H180ZM192 68V67H191ZM195 68V67H194ZM197 68H199V67H197ZM197 68H195V69H197ZM222 68V67H221ZM220 68V69H221ZM238 67H236V69H237ZM243 68V67H242ZM241 68V69H242ZM256 66H255V70H256ZM261 68H262V66H261ZM260 68V69H261ZM70 69V68H69ZM68 69V70H69ZM120 69V68H119ZM175 71L177 70V67L175 66ZM195 69H191V70H195ZM201 69V68H200ZM203 69H205L204 67H203ZM208 69V68H207ZM207 69H205V70H207ZM215 69V68H214ZM223 69V68H222ZM240 69V67H239V69H237L236 71H238V73L239 72H241L242 70ZM2 70H3V68H2ZM4 70H5V68H4ZM107 70V69H106ZM112 70V69H111ZM110 70V71H111ZM116 71L118 70V68L117 69H115ZM147 70V69H146ZM156 70V69H155ZM159 70V69H158ZM162 70V69H161ZM171 70V69H170ZM169 70V71H170ZM184 70H186V69H184ZM197 70H199V69H197ZM202 70V69H201ZM200 70V71H201ZM216 70V69H215ZM219 70V69H218ZM225 70V69H224ZM223 70V71H224ZM253 70H254V68H253ZM264 70V69H263ZM6 71V70H5ZM4 71V72H5ZM9 71V70H8ZM52 71V70H51ZM108 71V70H107ZM106 71V72H107ZM109 71V72H110ZM114 71V70H113ZM121 71V70H120ZM123 71V70H122ZM137 71H138V69H137ZM143 71H145L144 70V68H143ZM173 71V70H172ZM186 71H188V68H187V70ZM185 71V73H188V72H186ZM190 71V70H189ZM196 71V70H195ZM208 71H209V69H208ZM205 72L204 74H206V73H209V72ZM223 71H222V73H223ZM235 71V70H234ZM249 71V70H248ZM247 71V72H248ZM1 72V71H0ZM10 72V71H9ZM52 72H54V71H52ZM60 72V71H59ZM68 72V71H67ZM67 72H65L64 74H66L67 75ZM72 72V71H71ZM70 72V73H71ZM80 72V71H79ZM141 72V71H140ZM146 72V71H145ZM174 72V71H173ZM181 72H182V70H181ZM203 72V71H202ZM213 72H215V71H213ZM217 72V71H216ZM215 72V73H216ZM254 72V71H253ZM260 72V71H259ZM55 73V72H54ZM57 73V72H56ZM61 73V72H60ZM118 73H119V71H118ZM144 73V72H143ZM168 73H170V72H168ZM178 73V72H177ZM184 73V72H183ZM236 75L238 74L237 72H234ZM243 73V72H242ZM242 73L240 74V75H242ZM251 73V72H250ZM258 73V72H257ZM262 74H263V72H261ZM3 74V73H2ZM6 74H7V72H6ZM35 74V73H34ZM48 74V73H47ZM68 74H69V72H68ZM110 74H111V72H110ZM132 74V73H131ZM141 74H142V72H141ZM164 74V73H163ZM181 74V73H180ZM203 74V73H202ZM214 74V73H213ZM244 74H245V72H244ZM260 74V73H259ZM36 75V78L34 77V75H33V77L35 78V79H37V77L39 78V80H41V76H42V79H43V77L44 76H46V75H42V73L40 72V74L38 73V76H37V74H35ZM51 75H53V73L51 74ZM72 75H73V73H72ZM71 75V76H72ZM106 75V74H105ZM104 75V76H105ZM144 75V74H143ZM147 75H148V73H147ZM169 75V74H168ZM168 75H166V76H168ZM177 76H179L178 74H176ZM175 75V76H176ZM183 75V74H182ZM185 75V74H184ZM183 75V76H184ZM188 75V74H187ZM186 75V76H187ZM208 74H206V78L208 77L207 76ZM239 75V74H238ZM239 75V76H240ZM252 75V74H251ZM264 75V74H263ZM262 75V76H263ZM61 76H62V74H61ZM69 76V75H68ZM68 76H66V78L68 77ZM82 76V73H81V75H79V74H75V76L73 77V78H70L71 80H72V82H71V84L70 85H68V87H66V79L64 80L63 79V77H65V76H63L62 77V79H60V81H59V79H58V83H57V81H54V82H56L55 84L53 83V87H54V89L57 91V94L55 95L54 94V98H55V96H57V101L55 100V102L53 101V103L55 104L54 105V107H52V110H51V105H53L52 104V102H51V105L49 106H47V107H45L46 105H44V107H41L42 109V112L43 111H45L47 108V112H48V116H47V118H49V119H51V117H52V115L54 116V112H55V114H56V112H57V114H58V112L60 113H64V112H62L63 111V109H64V111L67 109V106L66 105H69V107H70V99H69V104H67V103H65L66 101H63L62 100V98H64V99H66L65 97H67V96H65L64 97V94H70L71 95V97L73 96H76L75 95V93H76V91H80V92H83V93H85V94H80V95H82V97L83 96H87V98H93L91 95H86V94H89L88 92L90 91V89H88L87 91H86V88H87V86H88V84H87V86H86V84L82 81L83 79V76ZM107 76V75H106ZM132 76V75H131ZM146 76V75H145ZM189 76V75H188ZM202 76V75H201ZM246 76V75H245ZM254 76V75H253ZM1 77H3V76H1ZM12 77V76H11ZM10 76H9V78H11ZM25 77V76H24ZM47 77V76H46ZM45 77V78H46ZM109 77V76H108ZM111 77H112V75H111ZM133 77V76H132ZM140 77V76H139ZM144 77V76H143ZM149 77V76H148ZM157 77H159V76H157ZM169 77V76H168ZM168 77H161V78H163V79H159V78H157V79H159V80H153L154 82H151V85H153L152 83H154L155 84V86H154V88H153V86H152V88L153 89H156V87L157 88H160V89H157L158 91L159 90H166L167 88H169L170 87V85L172 84V82H174V79L173 80H170V78H168ZM203 77H204V75H203ZM242 77V76H241ZM7 78H8V76H7ZM6 78V79H7ZM23 78V77H22ZM50 77H48V80H49V82L51 83V82H53L51 79H49ZM61 78V77H60ZM104 78V77H103ZM180 78V77H179ZM191 78V77H190ZM209 78V77H208ZM244 78V77H243ZM251 78V77H250ZM256 78H258L257 76H256ZM5 79V80H6ZM56 79V78H55ZM68 79V78H67ZM109 79V78H108ZM145 79V78H144ZM196 79V78H195ZM244 79H246V77L244 78ZM261 79V78H260ZM38 80V79H37ZM38 80V81H39ZM53 80H54V78H53ZM151 80V79H150ZM212 80V79H211ZM233 80V79H232ZM248 80V79H247ZM251 80H252V78H251ZM253 80H254V77H253ZM256 80V79H255ZM255 80L253 81V82H251L250 84H252V85H249V82L250 81H247V82H242V83H239V85H238V83L236 84L237 86H238V88H239V91H236L237 92V94H243L244 95V93H247V94H253V95H255V96H257L258 97V99H259V101H260V103H263L264 104V85H263V82H262V84L260 83V81H256L255 82ZM263 80H264V78H263ZM1 81H3V80H1ZM34 81V80H33ZM32 81V82H33ZM38 81H36L37 83H38ZM43 81L45 82L46 80H44L43 79ZM43 81H40L42 84H39L40 85V87L42 88V91H41V88L39 87V86H37L36 84H35V82H33L34 83V85H36L35 87V89L36 90H34L36 93H37V95L39 96V94L41 93H45L43 90V88L44 87H42L41 85H43ZM85 81V80H84ZM108 81V80H107ZM156 81V82H155ZM186 81V80H185ZM191 81V80H190ZM5 82V81H4ZM49 82H48V84H49ZM86 82V81H85ZM131 82V84H132V80L130 81ZM148 82H149V80H148ZM187 82V81H186ZM192 82V81H191ZM210 82V81H209ZM215 82V81H214ZM238 82H239V80H238ZM241 82V81H240ZM1 83V82H0ZM8 83V82H7ZM23 83V82H22ZM46 83V82H45ZM70 83V82H69ZM91 83V82H90ZM106 85H105V84ZM127 83H128V85H127ZM150 83V82H149ZM148 83V84H149ZM159 85H158V84ZM175 83V82H174ZM188 83V82H187ZM203 83V82H202ZM232 83H233V81H232ZM5 84V83H4ZM47 84V85H48ZM85 84V85H84ZM147 84V85H148ZM156 84H157V86H156ZM176 85H177V82L175 83ZM220 84H222V83H220ZM22 85V84H21ZM24 85H25V83H24ZM46 84L44 85L45 87H48ZM52 85V84H51ZM198 85V84H197ZM200 85V84H199ZM224 85H226L225 83H224ZM20 86V85H19ZM23 86V85H22ZM93 86H92V89H93ZM158 86H160V87H158ZM178 86V85H177ZM180 86V85H179ZM26 87V86H25ZM52 87V86H51ZM210 87V86H209ZM19 88H21V87H19ZM34 88V87H33ZM50 88V86L48 87V89ZM111 88V89H110ZM133 88V87H132ZM150 88V87H149ZM184 88V87H183ZM187 88V87H186ZM223 88V87H222ZM225 88H226V86H225ZM236 88V87H235ZM50 89H52V88H50ZM54 89H52V90H54ZM193 89H194V87H193ZM200 89V88H199ZM210 89H212V88H210ZM216 89H218V88H216ZM224 89V88H223ZM16 90H17V88H16ZM19 90V89H18ZM30 90V89H29ZM32 90V89H31ZM46 90V89H45ZM107 90H108V93H107ZM136 90V89H135ZM214 90V89H213ZM226 90H227V94H226V96L227 95H229V97L230 96H232L233 98H234V96H236V97H239V96H237V95H235V91H233L232 89H230V87H229V89H225V90H223V92L225 91L226 92ZM237 90V89H236ZM20 91V90H19ZM18 91V92H19ZM21 91H22V88H21ZM34 91H32V92H34ZM130 91H134L133 89L132 90H130ZM194 91V90H193ZM197 91H199V90H197ZM196 91V92H197ZM201 91V90H200ZM205 91V90H204ZM15 92V91H14ZM49 92H51V91H49ZM52 92H54V91H52ZM75 92V93H74ZM91 92V91H90ZM113 92V93H112ZM121 92V93H120ZM152 92V91H151ZM177 92V91H176ZM175 92V93H176ZM217 92V91H216ZM239 92V93H238ZM27 93V92H26ZM79 93V92H78ZM111 93H112V95H111ZM128 94H129V92H127ZM133 93V92H132ZM153 93V92H152ZM178 93V92H177ZM181 93V92H180ZM15 95H17L16 93H14ZM13 94V95H14ZM22 94V93H21ZM28 94V93H27ZM32 94V93H31ZM35 94V93H34ZM40 94V96H43V95H41ZM47 94V93H46ZM45 94V95H46ZM52 94V93H51ZM77 94V93H76ZM114 95L116 98H117V95ZM125 94V93H124ZM135 94V93H134ZM138 94V93H137ZM136 94V95H137ZM145 94V93H144ZM162 94V93H161ZM194 94V93H193ZM218 94V93H217ZM12 95V94H11ZM36 95V96H37ZM49 95V94H48ZM53 95V94H52ZM70 95H68V97L70 96ZM79 95V96H80ZM155 95V94H154ZM169 95V94H168ZM185 95V94H184ZM205 95V94H204ZM34 96V95H33ZM91 96V97H90ZM109 96V97H110ZM152 96V95H151ZM173 96H175V94L173 95ZM183 96V95H182ZM196 96V95H195ZM29 97V96H28ZM35 97V96H34ZM44 97V96H43ZM53 97V96H52ZM52 97H51V99H52ZM70 97V98H71ZM102 97H104V96H102ZM106 97V96H105ZM121 97V96H120ZM132 97V96H131ZM131 97L129 98V99H131ZM142 97H143V95H142ZM145 97V96H144ZM191 97H192V95H191ZM198 97V96H197ZM228 97V96H227ZM252 96L250 95V99H254V98H251ZM256 97V98H257ZM12 98V97H11ZM14 98L15 97H13V99L12 100H14ZM18 98H19V96H18ZM21 98V97H20ZM32 98V97H31ZM31 98H30V100H31ZM36 99H37V97H35ZM40 98V97H39ZM39 98H38V100H39ZM49 98V97H48ZM98 98V97H97ZM108 98V97H107ZM134 98V97H133ZM159 98V97H158ZM174 98V97H173ZM181 98V97H180ZM195 98V97H194ZM207 98V97H206ZM218 98V97H217ZM242 98H243V96H242ZM34 99V98H33ZM41 99V98H40ZM72 99V98H71ZM73 99H76V97L75 98H73ZM82 99V98H81ZM81 99H79L80 101H82ZM106 98H104V100H105ZM113 99V98H112ZM118 99V98H117ZM157 99V98H156ZM177 99V98H176ZM188 99V98H187ZM204 99V98H203ZM248 99V98H247ZM257 99V100H258ZM11 100V101H12ZM15 100H17V99H15ZM29 100V101H30ZM35 100V99H34ZM42 100V99H41ZM40 100V101H41ZM43 100H44V98H43ZM53 100V99H52ZM77 100V99H76ZM75 100V101H76ZM85 100V99H84ZM88 100H90V99H88ZM88 100L86 99V101L88 102ZM110 100H111V98H110ZM114 100V99H113ZM124 100H126V99H124ZM136 100H138V99H136ZM171 100V99H170ZM180 100V99H179ZM183 100V99H182ZM185 100H186V98H185ZM227 100V99H226ZM236 100H237V98H236ZM249 100V99H248ZM256 100V99H255ZM21 101V100H20ZM37 101V100H36ZM40 101L38 102V103H40ZM51 101V100H50ZM74 101V100H73ZM74 101V102H75ZM92 101V100H91ZM95 101V100H94ZM116 101V100H115ZM118 101V100H117ZM142 101V100H141ZM188 101H189V99H188ZM211 101V100H210ZM243 101V100H242ZM245 101V100H244ZM254 101V100H253ZM259 101H258V103H256V104H259ZM44 102H46L45 100H44ZM43 102V103H44ZM238 102H240V101H238ZM237 102V103H238ZM249 102H250V100H249ZM19 103V102H18ZM25 103V102H24ZM30 103V102H29ZM31 103H34V102H32L31 101ZM64 103H65V106L66 107H64ZM78 103V102H77ZM83 103V102H82ZM111 103V102H110ZM109 103V104H110ZM137 103V102H136ZM143 103H144V101H143ZM142 103V104H143ZM209 103V102H208ZM252 103V102H251ZM8 104V103H7ZM9 104H10V102H9ZM8 104V105H9ZM12 104V103H11ZM28 104V103H27ZM27 104H25V105H27ZM35 105H36V103H34ZM48 104V103H47ZM85 104V103H84ZM89 104V103H88ZM97 104V103H96ZM103 104V103H102ZM105 104V103H104ZM125 104V103H124ZM232 104L233 103H231V104H229V105H231L232 106ZM254 104V103H253ZM31 105H33V104H30V106ZM80 105V104H79ZM92 105V104H91ZM112 105V104H111ZM129 105H130V103H129ZM133 105H135V104H133ZM140 105V104H139ZM144 105V104H143ZM191 105V104H190ZM238 105H240L239 103H238ZM242 105V104H241ZM255 105V104H254ZM253 105V106H254ZM261 105V104H260ZM11 106V105H10ZM19 106V105H18ZM28 106V105H27ZM40 106H41V104H40ZM72 106V105H71ZM82 106V105H81ZM95 106V105H94ZM101 106V105H100ZM121 106V105H120ZM141 106V105H140ZM192 106V105H191ZM193 106H195V105H193ZM209 106V105H208ZM248 105H246V107H247ZM258 106V105H257ZM4 107H7V106H4ZM24 107V106H23ZM33 107V106H32ZM38 107V106H37ZM49 107H50V109H49ZM64 107V108H63ZM68 107V108H69ZM75 107H78V106H75ZM75 107H74V109H75ZM80 107V106H79ZM79 107H78V109H79ZM85 106H83V108H84ZM99 107V106H98ZM102 107V106H101ZM111 107V106H110ZM123 107H124V105H123ZM131 107V106H130ZM142 107V106H141ZM190 107V106H189ZM235 107V106H234ZM240 107V106H239ZM244 107H245V105H244ZM244 107H243V109H244ZM261 107H264V105L262 106L261 105ZM260 107V108H261ZM1 108H3V107H1ZM11 108V107H10ZM30 109H32L31 107H29ZM28 108V109H29ZM44 108V109H43ZM72 108V107H71ZM90 108V107H89ZM93 108V107H92ZM105 108V107H104ZM117 108V107H116ZM129 108V107H128ZM131 108H134V107H131ZM131 108H129V109H131ZM139 109H141L140 107H138ZM192 108V107H191ZM236 108V107H235ZM242 108V107H241ZM248 108V107H247ZM246 108V109H247ZM4 109V108H3ZM24 109V108H23ZM26 109V108H25ZM29 109V110H30ZM34 109H35V106H34ZM33 109V110H34ZM38 109V108H37ZM40 109V108H39ZM38 109V110H39ZM77 109V108H76ZM82 109V108H81ZM85 109V108H84ZM106 109H107V107H106ZM123 109V108H122ZM122 109H120V111L122 110ZM125 109V108H124ZM194 109V108H193ZM218 109V108H217ZM230 109H232L231 107H230ZM256 109H258V108H256ZM8 110V109H7ZM10 110V109H9ZM13 110V109H12ZM11 110V111H12ZM27 111V112H30V116H32L31 115V113H33V112H31V111H33V110H30V111ZM71 110H73V109H71ZM92 110V109H91ZM102 110V109H101ZM108 111H109V109H107ZM114 109H112V111H113ZM138 110V109H137ZM198 110V109H197ZM203 110V109H202ZM216 110V109H215ZM220 110V109H219ZM237 110V109H236ZM240 110V109H239ZM242 110V109H241ZM240 110V111H241ZM247 110H249V108L247 109ZM252 110V109H251ZM251 110H249V111H251ZM262 110H264L263 108H262ZM25 111V110H24ZM67 111V110H66ZM74 111V110H73ZM96 111V110H95ZM127 111V110H126ZM125 111V112H126ZM130 111V110H129ZM135 111H136V109H135ZM222 111V110H221ZM231 111V110H230ZM234 111H235V109H234ZM245 111V110H244ZM4 112V111H3ZM14 112V111H13ZM27 112H25V113H27ZM37 112V111H36ZM41 112V111H40ZM46 112V113H47ZM72 112V111H71ZM98 112V111H97ZM99 112H100V110H99ZM104 112V111H103ZM106 112V111H105ZM138 112V111H137ZM214 112V111H213ZM212 112V113H213ZM238 113H241V112H239V111H237ZM248 112V111H247ZM246 112V113H247ZM261 112V111H260ZM19 113V112H18ZM24 113V114H25ZM35 113V112H34ZM46 113L44 112L43 114H45L44 115V117H46ZM53 113V114H52ZM115 113V112H114ZM123 113V112H122ZM136 113V112H135ZM140 113V112H139ZM211 113V112H210ZM229 113V112H228ZM231 113H233V110H232V112ZM243 113V112H242ZM249 113V112H248ZM251 113V112H250ZM252 113H253V111H252ZM37 114V113H36ZM65 114V113H64ZM70 114V113H69ZM72 114V113H71ZM70 114V115H71ZM74 114V113H73ZM82 114H83V112H82ZM88 114V113H87ZM95 114V113H94ZM93 114V115H94ZM132 114V113H131ZM134 114V113H133ZM142 114V113H141ZM185 114V113H184ZM7 115V114H6ZM10 115V114H9ZM13 115H14V113H13ZM12 115V116H13ZM15 115H17V114H15ZM15 115H14V117L13 118H15ZM29 114H27L26 116H28ZM33 115H35V114H33ZM40 115V114H39ZM61 115V114H60ZM60 115H58V116H60ZM81 115V114H80ZM84 115V114H83ZM89 115V114H88ZM92 115V114H91ZM92 115V116H93ZM140 115V114H139ZM144 115V114H143ZM177 115V114H176ZM179 115V114H178ZM233 115H235V113L233 114ZM239 115V114H238ZM237 115V116H238ZM259 115V114H258ZM8 116V115H7ZM22 116V115H21ZM24 116V115H23ZM55 116H57V115H55ZM54 116V117H55ZM62 116V115H61ZM74 116V115H73ZM84 116H86L87 118H84V117H82V115L80 116L81 118H80V120H79V117H77L78 119V122H74V123H77L76 124V126L78 125V127H76V128H74L75 126H73V128L71 127V125H69V123L67 124V126H65V127H63L62 125V127L61 128H59L58 126L57 127H55V128H57V129H55L54 127H52V128H50V129H48L47 127H46V125H44L46 128H47V130L48 131H46V128L44 127V126H37V128H42V127H44L42 130H40V131H42V132H44V129H45V131L46 132H44V134H42V132L41 133H34V130L36 129V132H40L39 131V129L37 130V128H36V126L34 127L35 129H33V128H31L32 129V131H33V134L32 135H30L28 132H26L28 135H30V136H32L33 138H34V142L32 141L31 143L29 142V140L27 141V139H28V135L26 136V139H25V137H23V136H25L24 134H23V136H22V138L24 139V140H26V141H23V143H22V140H16V138H17V136L15 137L13 134V138L10 140L9 139V143H6V145L5 146H3V147H1L0 148V233H1V231H3L4 229H5V227H6V225H12L13 224V227L15 228V232H17V233H15V234H13L14 236L13 237H11L10 239L8 238V240H10L9 242H8V244H7V246L9 247V249L13 252V253H15V254H21V255H28V253L30 252H34V250L35 249H33V248H36L35 246L36 245H38V246H42L43 248H47V247H50V246H54V250L56 251L57 249L55 248V247H57L58 248V250H57V253L56 254H54V255H56V258L58 259V261H56V262H58V264H106L105 262H102L101 261V259H99L98 257H96V258H92V256L94 257V256H96V254L97 253H95V252H98V251H100L101 253H105L104 255L107 257L108 256V259H109V257L110 258H112V260H113V258H116L117 259V261L116 262H118V263H114V262H112L113 264H120L119 263V261L118 260H123V261H121V262H124V264H162V263H158V262H162L160 259V261H158V258H161L160 256L161 255H163L164 254V256L166 255V254H168V253H170L171 255L172 254H177L176 256L174 255H172L173 257H174V259H176L175 261H176V264H208L209 262H208V260H210L212 257L214 258V256L212 255V257L210 258L209 257V259L208 260H203L201 263H200V261H192V260H190V259H193L194 257H195V255H194V257H192V255L199 249L198 247H201L202 245H204V244H202V242H200L201 241V239L202 238H204V237H201L199 234H200V232H202V230L203 229H201V231H200V229H199V231L197 232V230H198V228L199 227H197V230H196V232L198 233L197 235H196V233H194V231H195V229H191L192 231H193V236H194V234L196 235L195 237H193L192 235H191V233H186V229H183V231H182V233H180V234H178V232L176 233L177 235H175V233H174V235H172V237H171V235H170V233H168V231H167V234L166 233H164V234H166V236H164L163 238H164V241H162V242H164V243H161L160 245H158V246H156V244L154 245V244H152V245H150V247H148V246H143L142 247V245H137L136 243H135V241H133L134 239H136L137 238V236H136V238L134 237V239H132L133 237L132 236H134V235H129V233L130 232H126L125 231V234H123L122 233V231H121V235H120V233H119V235L117 234V233H115L116 231L114 230V228H112V229H109V228H107L109 225H107V224H105V225H107V226H105L104 225V223H103V225L105 226V228L104 227H101L99 224H101L102 223V219L100 220V218H102V215L103 214H105V213H103V212H105L106 211V213H107V216H105V219L107 220L108 219V221H110L109 219H111V218H114L115 217V214L116 213H108V211H107V208H108V206H104V205H107V201H105V200H103V201H105V202H101V205L104 207V208H106V209H103L102 210V206L101 205H99V204H95V207L93 206V208H95V214L94 215H92L93 214V212H92V214L90 213V214H88V215H90V216H88V215H85L84 216V213H85V207L87 206L86 204H88V203H90V202H92L96 197H94V199L92 200V199H90V195H88V192L89 191H91V189L93 190L94 189V187H93V185H95V187H96V178H97V176L99 177L100 175H98V173H99V171H101L100 172V174L101 173H103V172H105V174H110L111 172L110 171H112V174H114V179H115V181L117 180H119L120 182H122L121 183V186L122 187H124L123 185H125L126 187H129L130 185H132L135 181L137 182V181H139V179H137L138 178V176H135V175H137L140 171L143 173V174H145L144 176L145 177H147V178H149V179H147L148 180V182H147V180H140V183H142V184H139L138 182H137V184H139V185H137V186H140V185H142V187H147V189L149 190L150 188H151V185L152 186H157V185H153V183L154 184H157V181H160V185H159V187H160V189H159V187L157 186V188L159 189V191H158V189H157V192H161V191H163V193L161 192L160 194H162V196H160V195H158L159 193H157V195L158 196H156L155 197V192H154V196L151 194V196H149L148 197V195H149V193H147L148 195H147V197H148V199L147 200H150L151 198L150 197H152V199L151 200H153V199H158V198H160V197H164L163 196V194L166 196H169L168 195V192L166 193H164V191L166 190V191H168V190H173L174 188L172 187V186H176V188H175V190H178L179 188H180V186L179 185H181L182 183H184V181H185V185L183 186L184 188H185V186H187V185H191V186H194V187H198L196 190H193L194 189V187H192V191H191V193L192 192H194V193H196L195 191H197L198 192V189L199 188H204V190L202 189L201 190V193L203 192V191H205V190H207L206 192L207 193H209L210 192V194H207V195H205V196H211L212 194H213V196H215V197H213V196H209V200H211L210 202V204H214V203H216V197L218 196V195H221L223 198H225L226 197V199L224 200V201H227V205H228V200L230 199L231 200V198L233 197L234 198V196H232L233 194L232 193H230V188H229V190H226V189H223V188H221V187H219L218 185H214L213 184V182H208V180L206 181V180H204V182H203V180H201L200 181V179L201 178H199V180H197L196 178L197 177H195V178H193L192 176H193V174L192 173H194V172H196V171H194L193 170V172L192 173H190V174H192V176H190L191 178H193V179H189V176L188 175H186V174H188V172L184 175V173H183V176H182V172H184L187 168H184L185 170L184 171H179V172H181V174H179V172L177 173L179 176H181V177H178V175H175L174 173L176 172H174V173H170V172H168L167 170H166V172L165 171H162L163 169H162V167H161V169L159 168V169H157V170H150V169H146L147 167H146V165L147 164H145L144 163V161H143V159L140 157V154L139 155H136L135 154V152L134 151H132L131 149V151H132V153H134L133 155H132V153H131V151L130 150H128V148H126L125 147V145H123L124 146V149H122L123 148V146L121 145L122 143H120V144H115V143H113V144H115V145H112V144H109V143H103V141H102V143H97V139H95L94 137H96V136H94V135H96L95 133L96 132H99V131H101L102 132V128H100L101 130H99V126H100V120L98 121L100 124H99V126L97 127V125H95V128H98V129H95L96 130V132L93 134V138L95 139H92V140H94L93 142L94 143H92V140H91V143H89L88 141V143L85 141V139H83L84 137L86 138V136L87 135H90L91 134V132H90V130H89V132H86V131H88V129H85L86 127H88V125H91L92 126V124H93V120H92V123H91V119L85 114ZM120 116V115H119ZM127 116H129L128 114H127ZM133 116V115H132ZM181 116V115H180ZM185 116V115H184ZM188 116V115H187ZM205 116V115H204ZM218 116V115H217ZM230 116V115H229ZM228 116V117H229ZM236 116V117H237ZM245 116H247V114L245 115ZM250 116V115H249ZM254 116V115H253ZM256 116V115H255ZM254 116V117H255ZM5 117V116H4ZM33 117V116H32ZM35 117V116H34ZM63 117H64V115H63ZM62 117V118H63ZM65 117H66V115H65ZM69 117V116H68ZM75 117V116H74ZM101 117H103V116H101ZM107 117H108V115H107ZM116 117V116H115ZM137 117V116H136ZM192 117V116H191ZM212 117V116H211ZM236 117H235V119H236ZM243 117V116H242ZM257 117H259V116H257ZM1 118V117H0ZM12 118V117H11ZM23 118V117H22ZM21 118V120H23V119H25V118H23L22 119ZM61 118V117H60ZM94 118V117H93ZM99 118V117H98ZM104 118V117H103ZM106 118V117H105ZM104 118V119H105ZM122 118V117H121ZM123 118H126V116H124ZM122 118V119H123ZM128 118V117H127ZM141 118V117H140ZM139 118V119H140ZM180 118V117H179ZM182 118V117H181ZM223 118V117H222ZM231 118V117H230ZM249 118V117H248ZM253 118V117H252ZM251 118V119H252ZM262 118V117H261ZM6 119L8 120V118L6 117ZM18 119V118H17ZM16 119V120H17ZM49 119L47 120V119H44L43 118V120H47V122H48V124H50L51 122H54L52 119V121H49ZM66 119V118H65ZM76 119V118H75ZM113 119V118H112ZM147 119V118H146ZM175 119H176V117H175ZM175 119H173L172 121H170L171 123H172V125H174V124H176V122L174 121ZM186 119V118H185ZM187 119H188V117H187ZM190 119V118H189ZM194 119V118H193ZM208 119V118H207ZM251 119H250V121H251ZM1 120V119H0ZM10 120H12V119H10ZM20 120V118L17 120L18 122H21V120ZM55 120V119H54ZM59 120V119H58ZM117 120V119H116ZM132 120V119H131ZM217 120V119H216ZM227 120V119H226ZM232 120V119H231ZM237 120V119H236ZM255 120V119H254ZM260 119H258V121H259ZM17 121H14V122H16L17 123ZM34 121V120H33ZM40 121V120H39ZM60 121V120H59ZM76 121V120H75ZM109 121V120H108ZM108 121H106L107 123H108ZM123 121V120H122ZM127 121H128V119H127ZM135 121V120H134ZM134 121H133V123H134ZM183 121V120H182ZM184 121H186V120H184ZM192 120H190V122H191ZM195 121V120H194ZM257 121V120H256ZM257 121V122H258ZM13 122V121H12ZM117 122V121H116ZM121 122V121H120ZM123 122H126V120L125 121H123ZM123 122H121L122 124H123ZM202 122V121H201ZM240 122V121H239ZM256 122V123H257ZM10 123V122H9ZM23 123V122H22ZM31 123H32V120H31ZM30 123V124H31ZM39 124L41 123V122H38ZM43 123H44V121H43ZM73 123V124H74ZM103 123V122H102ZM106 123V124H107ZM114 123V122H113ZM118 123V122H117ZM121 123H119V124H121ZM136 123V122H135ZM171 123H170V125H171ZM180 123V122H179ZM13 124V123H12ZM24 124V123H23ZM23 124H22V127H23ZM132 124V123H131ZM177 124H178V120H177ZM191 124V123H190ZM196 124V123H195ZM204 123H202V125H203ZM214 124V123H213ZM212 124V125H213ZM234 124V123H233ZM232 124V125H233ZM244 124H246V123H244ZM243 124V125H244ZM5 125V124H4ZM17 127H19L20 126V124H18L17 123ZM36 125V124H35ZM55 125H56V121H55ZM58 125H59V123H58ZM128 125V124H127ZM133 125V124H132ZM141 125V124H140ZM144 125V124H143ZM184 125V124H183ZM186 125V124H185ZM201 125V124H200ZM199 125V126H200ZM210 125V124H209ZM223 125V124H222ZM3 126V125H2ZM9 126V125H8ZM13 126V125H12ZM16 126V125H15ZM33 126H34V123H33ZM32 126V127H33ZM52 126H54V125H52ZM102 126V125H101ZM106 126V125H105ZM118 126V125H117ZM117 126H114V127H117ZM122 126V125H121ZM131 126V125H130ZM142 126V125H141ZM140 126V127H141ZM148 126V125H147ZM174 126H177V125H174ZM178 126H179V124H178ZM177 126V127H178ZM187 126V125H186ZM185 126V127H186ZM194 126V125H193ZM208 126V125H207ZM239 126V125H238ZM1 127V126H0ZM4 127V126H3ZM17 127H15V128H17ZM21 126L19 127V128H22ZM29 127V126H28ZM31 127V126H30ZM50 127H51V125H50ZM82 127H84V128H82ZM111 127H112V125H111ZM125 127V126H124ZM136 127V126H135ZM180 127V126H179ZM182 127V126H181ZM197 127V126H196ZM202 127V126H201ZM217 127V126H216ZM232 127V126H231ZM8 128V127H7ZM7 128H5L4 129V131L7 129ZM10 128V127H9ZM78 128H82V130L81 129H79V131H76L75 129H77L78 130ZM127 128V127H126ZM143 128H144V126H143ZM173 128H175V127H173ZM202 128H206L205 126L204 127H202ZM209 128H210V126H209ZM215 128V127H214ZM218 128V127H217ZM224 128V127H223ZM222 128V129H223ZM13 129V128H12ZM18 129V128H17ZM17 129H14V130H17ZM85 129V131H83ZM90 129V128H89ZM117 129V128H116ZM129 129V128H128ZM140 129V128H139ZM150 129V128H149ZM182 129V128H181ZM212 129V128H211ZM236 129V128H235ZM10 130V129H9ZM54 130V131H53ZM92 130V129H91ZM94 129L92 130V131H95ZM104 130V129H103ZM133 130V129H132ZM138 130V129H137ZM143 130V129H142ZM161 130H163V129H161ZM160 130V131H161ZM177 130H178V128H177ZM176 130V131H177ZM180 130V129H179ZM189 130V129H188ZM192 130V129H191ZM204 130V129H203ZM206 130H208V129H206ZM214 130V129H213ZM217 130V129H216ZM244 130V129H243ZM8 131V130H7ZM12 132H13V130H11ZM10 131V132H11ZM20 131V130H19ZM23 131V130H22ZM49 131H51V132H49ZM115 131V130H114ZM129 131V130H128ZM140 131V130H139ZM148 131V130H147ZM155 131V130H154ZM153 131V132H154ZM219 131V130H218ZM231 131V130H230ZM240 131V130H239ZM247 131V130H246ZM3 132V131H2ZM1 132V133H2ZM14 132H16V131H14ZM24 132V131H23ZM22 132V133H23ZM106 132V131H105ZM157 132V131H156ZM194 132V131H193ZM192 132V133H193ZM231 132H233V131H231ZM242 132V131H241ZM256 132V131H255ZM5 133V132H4ZM8 133V132H7ZM21 133V132H20ZM30 133H32V132H30ZM85 133V134H87L86 136H81V135H83V134ZM103 133H104V131H103ZM107 133V132H106ZM142 133V132H141ZM140 133V134H141ZM165 133V132H164ZM164 133H162L163 134V136H164ZM172 132H170V134H171ZM175 133V132H174ZM191 133V132H190ZM205 133V132H204ZM211 133V132H210ZM214 133V132H213ZM235 133V132H234ZM240 133V132H239ZM11 134V133H10ZM98 134V133H97ZM102 134V133H101ZM100 134V135H101ZM114 134V133H113ZM125 134V133H124ZM123 133H120L119 135H121V136H123L124 137V139H127V140H129L130 138H131V136L132 135H130V137H129V134H125L124 135ZM158 134H160V133H158ZM170 134H168V135H170ZM225 134V133H224ZM99 135V134H98ZM103 135V134H102ZM115 135H117V134H115ZM118 135V136H119ZM134 135V134H133ZM136 135V134H135ZM149 135V134H148ZM154 135V134H153ZM166 136H168L167 135V133L165 134ZM176 135V134H175ZM175 135H172L173 137L175 136ZM212 135V134H211ZM214 135V134H213ZM212 135V136H213ZM216 135V134H215ZM235 135H236V133H235ZM242 135H243V133H242ZM247 135V134H246ZM11 136V135H10ZM19 136V135H18ZM156 136V135H155ZM172 136H169L168 138L169 139H167V140H170L169 142H171L172 140H174V139H172L171 140V138H172ZM190 136H191V134H190ZM199 136V135H198ZM227 136V135H226ZM226 136H224V137H226ZM233 136V135H232ZM240 136V135H239ZM20 137V139H21V136H19ZM81 137H83L82 139V141H81ZM90 137H91V135H90ZM103 137H104V135H103ZM102 137V138H103ZM106 137V136H105ZM114 137H116L117 138V136H114ZM150 137V136H149ZM202 137V136H201ZM206 137V136H205ZM210 137V136H209ZM229 137V136H228ZM231 137V136H230ZM229 137V138H230ZM7 138H10V137H7ZM33 138H31V139H33ZM97 138V137H96ZM119 138H121L122 139V137H120L119 136ZM151 138V137H150ZM165 138V137H164ZM177 138V137H176ZM241 138V137H240ZM29 139H30V137H29ZM91 139V138H90ZM99 139V138H98ZM108 139H110V138H108ZM123 139V140H124ZM154 139H155V137H154ZM204 139V138H203ZM219 139V138H218ZM220 139H223V138H220ZM219 139V140H220ZM234 139V138H233ZM247 139V138H246ZM104 140V139H103ZM107 140V139H106ZM120 140V139H119ZM131 140V142H132V140H133V138L132 139H130ZM129 140V141H130ZM138 140V139H137ZM136 140V141H137ZM152 140V139H151ZM156 140H157V138H156ZM162 140V139H161ZM166 139H164V140H162V141H165ZM229 140V139H228ZM235 140V139H234ZM248 140V139H247ZM31 141V140H30ZM96 141V142H95ZM122 141V140H121ZM155 141V140H154ZM175 141H176V139H175ZM175 141H173V142H175ZM186 141V140H185ZM184 141V142H185ZM223 141H225V139H223ZM222 141V142H223ZM241 141V140H240ZM239 141V142H240ZM245 141V140H244ZM5 142V141H4ZM3 142V143H4ZM26 142V143H25ZM28 142V143H27ZM86 142V143H85ZM105 142V141H104ZM123 142V141H122ZM159 142V141H158ZM173 142H171V143H162V144H164V146L162 145V144H160V146H161V148H163V147H169V148H171V149H169L168 150V152H167V154H172V156L174 157L175 155L177 156L178 154L181 156L182 154H183V157L184 156H186V155H188L186 152H191V151H189V150H191V147H190V145L189 144H184V143H177V142H175V143H173ZM188 142V141H187ZM230 142V141H229ZM232 142V141H231ZM246 142V141H245ZM254 142V141H253ZM156 143V142H155ZM124 144V143H123ZM125 144H127V143H125ZM133 144H136V145H138L137 146V148H136V150L137 149H139L140 148V150L142 151L144 148L146 149V143L145 144H143V143H133ZM158 144V145H159ZM208 144V143H207ZM4 145V144H3ZM131 145H132V143H131ZM148 145V144H147ZM173 145H174V147H173ZM189 145V146H188ZM133 146H135V145H133ZM148 146H150V145H148ZM157 146V145H156ZM156 146H154V147H156ZM195 146V145H194ZM209 146V145H208ZM130 148H133V147H131V146H129ZM139 147V148H138ZM153 146H151V148H152ZM153 147V148H154ZM183 147V148H182ZM188 147H190V148H188ZM126 148V149H125ZM160 147H158V149H159ZM172 148H174V151L172 150ZM186 148H188V149H186ZM100 149H101V151L103 150V153H102V155L100 154H97V152L98 153H100L99 151H100ZM134 149V148H133ZM157 149V150H158ZM193 149V148H192ZM196 149V148H195ZM99 150V151H98ZM127 151V153H126V151ZM139 150V151H140ZM149 150V149H148ZM147 149H146V151H148ZM156 150V151H157ZM164 150V149H163ZM167 150V149H166ZM188 150V151H187ZM197 150V149H196ZM226 150V149H225ZM130 151V153H128ZM141 151H140V153H141ZM151 151H153V150H151ZM150 151V152H151ZM161 151H162V149H161ZM201 151V150H200ZM199 151V152H200ZM227 151V150H226ZM154 152V151H153ZM178 152V153H177ZM181 154H180V153ZM194 152H196V151H194ZM202 153H204L203 151H201ZM222 152V151H221ZM87 153H89V154H87ZM139 153V152H138ZM158 153H161L160 152V149H159V152ZM164 152H162V154H163ZM177 153V154H176ZM191 153H193V151L191 152ZM197 153V152H196ZM97 154V156H98V160L96 159V161L98 162H96L97 164L96 165H100L99 167H100V169L99 168H97V170H99L97 173L95 172H93L94 173V178L92 177V179L90 180V177L89 176H87L88 174H86V173H89V172H87L86 170L88 169V171H91V170H89V168H87L88 166V164L87 163H85L84 162V159H88V158H86V156H88V157H90V155H91V157H93V155L95 156ZM146 154V153H145ZM165 154V153H164ZM201 154V153H200ZM205 154V153H204ZM212 154V153H211ZM135 155V156H134ZM213 155V154H212ZM85 158H84V157ZM96 156V157H97ZM142 156V155H141ZM144 156V155H143ZM163 156V155H162ZM165 156H166V154H165ZM201 156V155H200ZM199 156V157H200ZM209 156V155H208ZM207 156V157H208ZM211 156V155H210ZM84 159H83V158ZM91 157H90V159H91ZM168 157V159L170 158L169 156H167ZM166 157V158H167ZM182 157V158H183ZM188 156H186V158H187ZM195 157V156H194ZM197 158H198V156H196ZM202 157H204L203 156V154H202ZM201 157V158H202ZM205 157H206V155H205ZM206 157V158H207ZM214 157V156H213ZM235 157V156H234ZM113 159L112 161L114 162V163H116L115 164V166H109L110 164H111V160H109V159ZM165 158V159H166ZM172 158V157H171ZM179 158V157H178ZM181 158V157H180ZM185 158V157H184ZM215 158V157H214ZM222 158V157H221ZM220 158V159H221ZM83 159V160H82ZM104 159H106V160H104ZM168 159H167V161H168ZM189 158H187L186 160L187 161H189L188 160ZM199 159V158H198ZM203 159V158H202ZM207 159H209V158H207ZM206 159V160H207ZM84 162V164L87 166V167H83V165L82 164H79V163H81L82 161ZM89 160V159H88ZM109 160V161H108ZM174 160V159H173ZM176 160V159H175ZM184 160V159H183ZM192 160H194V159H192ZM224 160V159H223ZM222 160V161H223ZM235 160V159H234ZM94 160L92 159V162H93ZM100 161H102V163H100ZM162 161V160H161ZM165 161V160H164ZM166 161V162H167ZM179 160H177V161H175V163L176 162H178ZM207 161H209V160H207ZM212 161H214V160H212ZM218 160H216V162H217ZM219 161H221V160H219ZM67 162H69L70 163V165H71V163L75 166V169H74V171L73 170H70V172H67L68 170L67 169H70V167L71 168H74L73 167V165H69V163H67ZM82 162V163H83ZM90 163H91V161H89ZM95 162V161H94ZM107 162V163H106ZM110 164H109V163ZM146 162V161H145ZM226 162H228V161H226ZM47 163H49V165H50V167H49V165H46ZM171 163V162H170ZM169 163V164H170ZM172 163H173V161H172ZM179 163V162H178ZM183 163V162H182ZM187 162L185 161V164H186ZM190 163V162H189ZM188 163V164H189ZM220 163V162H219ZM93 164V163H92ZM113 164V163H112ZM191 164V163H190ZM227 164H231V162H229V163H227ZM53 165V166H52ZM94 166H95V164H93ZM114 165V164H113ZM161 165V164H160ZM166 165V164H165ZM196 165V164H195ZM210 165H213V163L211 164L210 163ZM217 165H220V164H217ZM222 165V164H221ZM220 165V166H221ZM225 165V164H224ZM45 166H48L49 168H50V170L52 169V170H56L55 168L57 167V170H59V169H63V171L64 170H67L66 172V174H68V175H66L67 177H68V179H69V177H70V179L71 180H73L74 182H72V181H70V182H72V183H74L73 185H74V189L71 187V189H73L72 191H70V190H67L66 189V186H65V184L66 185H68V182H66L65 184H64V186H63V188H65V190H67V191H65V190H63L62 188V190H63V195L61 194V195H58V193H57V189H59L60 188V186H57L58 188H55L56 186V184L58 183H56V180H55V187L54 186H52L51 187V185H50V183L52 184V182H51V179L52 178H50V180H48L49 178H48V175L49 176H51V174H52V170L50 171V170H46V171H48V174L47 173H45L46 171H45ZM51 166H52V168H51ZM81 166V167H80ZM167 166V165H166ZM171 166V165H170ZM176 166H177V164H176ZM194 166V165H193ZM200 166V165H199ZM208 167H209V165H207ZM223 166V165H222ZM221 166V167H222ZM230 166H232V165H230ZM53 167H54V169H53ZM67 167H69V168H67ZM89 167H91V166H89ZM93 167V166H92ZM97 167V166H96ZM123 167V168H122ZM126 167H129V170H128V168L126 169ZM160 167V166H159ZM179 167V166H178ZM178 167H176V168H178ZM211 167V166H210ZM215 167H216V165H215ZM221 167H217V168H219L218 170L220 171V168ZM226 167V166H225ZM48 168V169H49ZM66 168V169H65ZM130 168L132 169V170H134L135 171V175H134V177H136V178H134L133 177V173H134V171H132V172H128V171H130ZM189 168H191V167H189ZM198 168V167H197ZM224 168V167H223ZM223 168H221V170L223 169ZM227 168V167H226ZM234 168V167H233ZM126 169V171H124ZM165 169V168H164ZM204 169H206V167L204 168ZM228 169V168H227ZM230 169V168H229ZM231 169H232V167H231ZM251 169H252V167H251ZM254 169L256 170V168H255V166H254ZM261 169H263V168H261ZM56 170V172H58ZM136 170L138 171V173L136 172ZM189 170V169H188ZM187 170V171H188ZM198 170V169H197ZM200 170H201V168H200ZM207 170H210L209 168L207 169ZM223 170H226V169H223ZM222 170V171H223ZM234 170H235V168H234ZM45 171V172H44ZM54 171H53V174L55 175V173H54ZM94 171V170H93ZM192 171V170H191ZM204 171V170H203ZM202 171V172H203ZM230 172H231V170H229ZM259 171V170H258ZM51 172V173H50ZM92 172V171H91ZM90 172V173H91ZM226 171H224V173H225ZM228 172V171H227ZM240 172H243V171H240ZM245 172V171H244ZM61 173H63V172H61ZM64 173H65V171H64ZM90 173H89V175H90ZM142 173H140V175H143ZM205 173H209V171L208 172H206L205 171ZM216 173V172H215ZM238 175H240L238 172H236ZM258 173H260V172H258ZM264 173V172H263ZM52 174V175H53ZM104 174V173H103ZM102 174V175H103ZM111 174V175H112ZM212 174V173H211ZM245 174V173H244ZM244 174H242V176L244 175ZM256 174V173H255ZM61 175V174H60ZM64 175V174H63ZM62 175V176H63ZM101 175V176H102ZM111 175H109V176H111ZM201 175V174H200ZM210 175V174H209ZM220 175V174H219ZM221 175H223V173L221 174ZM228 175V174H227ZM234 175H236V174H234ZM237 175V176H238ZM248 175H249V173H248ZM251 175V174H250ZM100 176V177H101ZM107 176V175H106ZM113 176V175H112ZM201 176H203V174L201 175ZM205 176V175H204ZM214 176H215V174H214ZM217 176H218V173H217ZM216 176V177H217ZM228 176H230V175H228ZM236 176V177H237ZM241 176V177H242ZM52 177V176H51ZM66 177V178H67ZM96 177V178H95ZM211 177V176H210ZM219 177V176H218ZM225 177V176H224ZM241 177H240V179H241ZM245 177H246V175H245ZM248 177V176H247ZM255 177H257V176H255ZM63 178H64V176H63ZM180 178V179H179ZM206 178H207V176H206ZM239 178V177H238ZM261 178L262 179H264V177H262L261 176ZM59 179V178H58ZM62 179V178H61ZM100 179V178H99ZM104 179V178H103ZM108 179V178H107ZM113 179V178H112ZM112 179H110V180H112ZM203 179V178H202ZM210 179V178H209ZM219 179V178H218ZM262 179H261V181H262ZM106 180V179H105ZM181 180H183L181 183L180 182H178V181H181ZM216 180V179H215ZM222 180V179H221ZM224 180V179H223ZM246 180V179H245ZM248 180V179H247ZM247 180H246V182H247ZM253 180H254V178H253ZM259 180V179H258ZM95 181V182H94ZM108 181V180H107ZM114 181V180H113ZM118 181V182H119ZM156 181V182H155ZM206 181V182H205ZM211 181V180H210ZM213 181V180H212ZM230 181V180H229ZM243 181H244V179H243ZM54 182V181H53ZM61 182H62V180H61ZM60 182V183H61ZM69 182V183H70ZM103 182V181H102ZM109 182H111V181H109ZM123 182H124V184H123ZM135 182V183H136ZM152 182V184L150 185V183ZM186 182H187V184H186ZM221 182V181H220ZM241 182V181H240ZM249 182V181H248ZM258 182V181H257ZM260 182V181H259ZM258 182V183H259ZM60 183H59V185H60ZM72 183H70V184H72ZM106 183V182H105ZM116 183V182H115ZM149 183V184H148ZM176 183H179V185H176ZM210 183H212V184H210ZM222 183H225V181H222ZM262 183V182H261ZM112 184V183H111ZM117 185H118V183H116ZM148 184V185H147ZM10 185H12L11 187H13V186H15V187H17V189L19 190V188L21 189V190H23V192L25 191V193H27V196H31V197H29L30 198V200L28 199V201H26V202H28L29 203V201H31L29 204H31V203H33V205H31V207L32 206H34V202H32V201H35V200H31V199H33V198H36L37 200V202L35 201V203H36V206H38L37 208L38 209H34V210H31V209H29V208H27V207H29L30 205L28 204V206H27V204L25 205V203H24V201L25 200H27L25 197H26V195L25 194H23V192H21V194L20 195H22L23 194V196H24V198L23 199H25L24 201H23V199H22V197H21V199H20V197H19V199H18V201H16V199L14 198V196H15V194L14 193H12V191L14 190L13 188V190L11 191V189L10 188H8V187H10ZM72 185V186H73ZM76 185V186H75ZM100 185V184H99ZM104 185V184H103ZM113 185V184H112ZM117 185H114L115 186V188L117 189V188H119L120 187V184H119V186H117ZM135 185V184H134ZM223 185V184H222ZM226 185V184H225ZM236 185V184H235ZM243 185H244V183H243ZM249 185H251L252 186V184H249ZM69 186V185H68ZM89 186H90V189H89ZM109 186H110V183H109ZM109 186L107 187V189L109 188ZM136 186V185H135ZM181 186V187H182ZM215 186V187H214ZM217 186V187H216ZM237 186H239V185H237ZM236 186V187H237ZM245 186V185H244ZM55 188V189H52V188ZM97 187H98V184H97ZM96 187V188H97ZM105 187V186H104ZM134 187V186H133ZM178 187V188H177ZM227 187V186H226ZM242 187V186H241ZM45 188H47V189H45ZM76 188V189H75ZM87 188L89 189L88 191H87ZM95 188V189H96ZM106 188V187H105ZM104 188V189H105ZM112 188V187H111ZM114 188V187H113ZM121 188V187H120ZM161 188H162V190H161ZM171 188H173V189H171ZM187 188H189V186H187L186 187V189H183V188H181V190H187ZM216 188V189H215ZM234 188V187H233ZM238 188V187H237ZM244 188V187H243ZM248 188V187H247ZM255 188V187H254ZM258 188V187H257ZM95 189L93 190V191H95ZM98 190H99V188H97ZM96 189V190H97ZM103 189V188H102ZM106 189V190H107ZM128 189V188H127ZM138 189H139V187H138ZM144 189V188H143ZM154 189H155V187H154ZM189 189H191V187L189 188ZM239 189V188H238ZM237 189V190H238ZM241 189V188H240ZM16 190V189H15ZM48 190V191H47ZM61 190V191H62ZM106 190L104 191V192H106ZM109 190V189H108ZM115 190V189H114ZM120 190V189H119ZM129 190V189H128ZM139 190H142V189H139ZM145 190V189H144ZM153 190V189H152ZM152 190H150V192L152 191ZM161 190V191H160ZM175 190H173L174 192H178V191H180V190H178V191H175ZM249 190V189H248ZM251 190H253V188L251 187ZM260 190V189H259ZM51 191H53V192H51ZM61 191H60V193H61ZM93 191L91 192V193H93ZM117 191V190H116ZM122 191V190H121ZM154 191V190H153ZM155 191H156V189H155ZM232 191V190H231ZM258 191V190H257ZM264 191V190H263ZM87 192V193H86ZM109 192V191H108ZM111 192V191H110ZM123 192V191H122ZM183 192H185V191H183ZM200 192V191H199ZM206 192H203V193H205L206 194ZM239 192V191H238ZM253 192H255V191H253ZM16 193V192H15ZM17 193H18V191H17ZM16 193V194H17ZM19 193H20V190H19ZM56 193H57V195L58 196H62V197H56ZM59 193V194H60ZM107 193V192H106ZM125 193V192H124ZM136 193V192H135ZM133 194V195H136V194H139L140 195V193L141 192H137L136 194ZM143 193V192H142ZM171 193V192H170ZM181 194H182V192H180ZM187 193V192H186ZM243 193V192H242ZM14 194V195H13ZM29 194V195H28ZM94 194H95V192H94ZM117 194V193H116ZM127 194V193H126ZM172 194H175V193H171V195ZM179 193H177V195H178ZM184 194V193H183ZM190 194V193H189ZM200 194V193H199ZM198 194V195H199ZM231 194V195H230ZM257 194V193H256ZM18 195V194H17ZM16 195V196H17ZM32 195L34 196L33 198H32ZM35 195H36V197H35ZM37 195H38V197H37ZM130 195H131V192H130ZM177 195L175 194V196L174 197H177ZM197 195V197H198V199H196V201L197 200H201V201H204V198H203V196L204 195H202L201 196V198H199L200 197V195L198 196ZM229 195V197L231 196V198H229L228 200H227V196ZM235 195V194H234ZM251 195H253V194H251ZM250 195V196H251ZM15 196V197H16ZM116 196V195H115ZM121 196V195H120ZM137 196V195H136ZM173 196V195H172ZM188 195H186V197H187ZM204 196V197H205ZM247 196H248V194H247ZM111 197V196H110ZM125 197V196H124ZM128 197H129V195H128ZM127 197V198H128ZM133 197H135V196H133ZM140 197V196H139ZM155 197V198H154ZM171 197V196H170ZM181 197L182 198H185V196L183 195H181L180 196V199H181ZM192 198L193 197H195V196H191ZM222 197H221V199H222ZM237 197V196H236ZM255 197V196H254ZM258 197V196H257ZM5 198L7 199H9V201H5ZM28 198V197H27ZM60 198V199H59ZM92 198V197H91ZM120 198V197H119ZM127 198H125L126 199V202L125 201H120L121 202V204H119V206L121 205V207H123L124 205H126V206H124L123 208H121L122 210L123 209H125L128 205L130 206V204L129 203H127ZM132 198V197H131ZM136 198V197H135ZM138 198V197H137ZM150 198V199H149ZM165 198V197H164ZM164 198H162V200H164V202H165V199ZM167 198V197H166ZM173 198V197H172ZM211 198H214L215 199V201H214V203L212 202L214 199H211ZM88 199L90 200L89 202H88ZM118 198H116V200H117ZM124 199V198H123ZM124 199V200H125ZM129 199V198H128ZM170 199V198H169ZM178 199V198H177ZM188 200H192V199H189V198H187ZM195 199V198H194ZM193 199V200H194ZM203 199V200H202ZM217 199H219L218 201H217V203L220 201H222V200H220V197H217ZM237 200H239V202L241 203V204H244V206L245 205H247L248 206V203H249V201H251L252 199H251V197H250V200L248 199V197H243V198H241L240 197V195H239V197L238 198H236ZM257 199V198H256ZM262 199H263V197H262ZM262 199H260V200H262ZM22 200V201H21ZM132 200H134L133 198H132ZM132 200L130 199V200H128V202L130 201V203L132 202ZM159 200H161V198L159 199ZM167 200V199H166ZM176 200V199H175ZM174 200V201H175ZM207 200V199H206ZM206 200L204 201V202H206ZM209 200H207V201H209ZM234 200V199H233ZM237 200H235V201H237ZM5 203H4V202ZM97 201H99V199L97 200ZM110 201V200H109ZM156 201H158V200H156ZM173 201V200H172ZM177 201V200H176ZM184 201H186V200H184ZM200 201V202H201ZM233 202L234 204L236 203V202ZM248 203H247V202ZM257 202H255V203H253L252 204V202H250L251 204H249V206H252L253 208V210H254V207L255 206H257V207H261L262 209H259L258 211H261V210H263V212H264V208H263V206H262V204H264V202L263 201H259V200H256ZM259 201V202H258ZM88 202V203H87ZM145 202V201H144ZM148 202V201H147ZM152 202V201H151ZM150 202V203H151ZM154 202H155V200L153 201V204H154ZM162 202V201H161ZM189 202V201H188ZM244 202H246V203H244ZM263 202V203H262ZM4 203V204H3ZM94 203V201L92 202V204ZM98 203V202H97ZM127 203V204H126ZM149 203V202H148ZM158 203V202H157ZM175 204V202H172V204ZM179 203V202H178ZM195 203V202H194ZM224 203V202H223ZM239 203V204H240ZM259 203V204H258ZM260 203H262V204H260ZM3 204V205H2ZM54 204H57L58 206H61L60 208H62V209H60L61 211H62V217L60 218V219H58L57 218V220L55 219V217H56V212H57V205H56V208L57 209H55V206H52L53 207V209H55V210H51L50 211V209L52 208V207H50V209H49V213L50 212H54L53 214H49L48 213V215H52V216H55L54 217V220H52V219H50V220H52V221H50V222H47L45 219V221H42V218H39V217H41L42 215H40V214H37V213H41V212H43L42 211V209H44V208H46V210L48 209V207L49 206H51V205H54ZM116 204H118V203H115V204H113V205H116ZM145 204V203H144ZM152 204V205H153ZM162 204V203H161ZM174 204H173V206H174ZM203 203H201V205H199L198 203H197V205H199V207L200 206H203L204 205V207L205 206H207V205H205V204H208V202L207 203H205V204H203ZM210 204H208V205H210ZM232 203H231V201H230V203H229V205H231ZM233 204V205H234ZM240 204V205H241ZM88 205H91V204H88ZM98 205L101 207V208H99L98 207ZM158 205V204H157ZM166 204H164V206H165ZM171 205V204H170ZM222 205H225V204H222ZM233 205H232V207H233ZM236 205H237V203H236ZM239 205V206H240ZM2 206V207H1ZM111 205H109V207H110ZM128 206V207H129ZM144 205L142 204V207H143ZM162 206H163V204H162ZM182 206V205H181ZM184 206V205H183ZM194 206L196 207V205L194 204ZM194 206H192V207H194ZM211 207L213 206V205H210ZM210 206H208V207H210ZM220 206V205H219ZM235 206V205H234ZM242 206V205H241ZM248 206V207H249ZM97 207V208H96ZM116 207V206H115ZM170 207V206H169ZM177 207V206H176ZM180 207V206H179ZM179 207H177V208H179ZM184 207H186V206H184ZM204 207H202V208H204ZM210 207V209H212ZM216 207H218V205L216 206ZM223 207V206H222ZM225 207V206H224ZM238 207V206H237ZM35 208V207H34ZM91 208H92V205H91ZM114 208V207H113ZM118 208V207H117ZM120 208V207H119ZM119 208L117 209V210H119ZM141 208V207H140ZM168 208V207H167ZM167 208H165V210L167 209ZM171 208V207H170ZM187 208H189V209H191L190 207H187ZM201 208V207H200ZM220 208V207H219ZM238 208H240V207H238ZM237 208V209H238ZM97 209V210H96ZM100 209V210H99ZM129 209V208H128ZM131 209V208H130ZM148 209V208H147ZM152 209V211H153V208H151ZM193 209V208H192ZM208 209V208H207ZM224 209H226V208H224ZM223 208H222V210H224ZM230 209V208H229ZM228 209V210H229ZM243 209H245L246 210V206H245V208H243ZM249 209V208H248ZM247 209V210H248ZM252 209H251V212H252ZM258 209V208H257ZM38 210H39V212H38ZM105 210V211H104ZM111 210V209H110ZM115 209H113V211H114ZM121 210V211H122ZM173 210V209H172ZM172 210H170V211H172ZM175 210V209H174ZM173 210V211H174ZM177 211H178V209H176ZM175 210V211H176ZM188 210V209H187ZM198 210V209H197ZM201 211H202V209H200ZM205 210V209H204ZM218 210V209H217ZM220 210V209H219ZM218 210V211H219ZM228 210L226 211V212H228ZM239 210V209H238ZM242 210V209H241ZM250 210V209H249ZM256 210V209H255ZM59 211V210H58ZM127 211V210H126ZM150 211V210H149ZM169 211V212H170ZM173 211H172V213H169L168 215H167V219L165 218V220L163 221V222H165V223H167V225L165 224V225H162V226H168L169 224H173V223H175V222H177L178 221V218H177V216L173 213ZM174 211V212H175ZM182 210H180L179 212V215L178 216H180V214L182 213L181 212ZM184 211V210H183ZM186 211V210H185ZM201 211H199L200 213H201ZM212 211V210H211ZM215 211H216V209L214 210V213H215ZM221 211V210H220ZM235 211V210H234ZM237 211V210H236ZM235 211V212H236ZM257 211V210H256ZM22 212H23V214H22ZM48 212V211H47ZM90 212H91V210H90ZM167 212V211H166ZM193 212H194V210H193ZM193 212H191V213H193ZM205 212V211H204ZM210 212V211H209ZM208 212V213H209ZM225 212V213H226ZM246 212V211H245ZM254 212V211H253ZM46 213V212H45ZM44 213V214H45ZM131 212L129 211V214H130ZM150 213V212H149ZM197 213V212H196ZM222 213H224V211L222 212ZM258 213V212H257ZM260 213V212H259ZM120 214V213H119ZM127 214H128V211H127ZM154 214V213H153ZM156 214V213H155ZM184 214V213H183ZM182 214V215H183ZM186 214H188V213H186ZM186 214H185V216H186ZM190 214V213H189ZM188 214V215H189ZM201 214H203V215H205L204 213H201ZM201 214H199V216L201 215ZM212 214V213H211ZM210 214V215H211ZM220 214V213H219ZM227 214V213H226ZM235 213H233V215H234ZM241 214V213H240ZM252 214V213H251ZM261 214H262V211H261ZM48 215H46L47 217H48ZM61 216V213L59 212V214H58V216ZM99 215H101L100 217H99V219H97V220H100V223L98 222L97 224L100 226H98L99 228H101V230L100 231H104V232H106V233H109V235H104V233L103 234H100V236H96V237H98L99 239L97 240L96 238H94V239H96L95 241H94V243H91V242H93V241H91V242H89V239L88 240H86V239H84V237H81L80 239H82L83 238V240H81L82 242H84V240L86 241V242H84V244L85 243H87V245H90V247L92 246L93 248H95V250H98V251H95V252H93L92 251V248H90V250L88 249L89 248V246L88 247H86V244H85V247H83V243L81 244V243H79L80 244V246H79V249H81V250H79L78 249V247L76 248L75 247V245H74V243H76V241L73 243H71V244H69V243H67V244H69V246H64V244H62L61 245V243H60V245L61 246H55V243H56V241H57V239H59V238H61L60 236H61V234L63 233V235H64V233H66V231L64 232V229H63V231H60V228L59 227H61L62 225H63V223H64V227L66 226H68L67 224H70L69 222L66 224L65 222L66 221H70L71 223H75V221L73 222V220H77L78 222H80L81 223V221L82 220H84V224H83V226L84 227H82V228H84V230H86V231H88V233L89 232H91L92 233V235L94 236V234L95 233H93V232H95V231H93V229L97 226V225H95V223H96V218L99 216ZM106 215V214H105ZM148 215V214H147ZM149 215H151V214H149ZM188 215L186 216V218L188 217ZM191 215V214H190ZM195 215H197V214H195ZM228 215V214H227ZM260 215V214H259ZM263 215H264V213L262 214V219H263ZM57 216V217H58ZM59 216V217H60ZM104 216V215H103ZM126 216H128V215H126ZM155 216V215H154ZM157 216V215H156ZM159 216V215H158ZM184 216V215H183ZM208 216V215H207ZM217 216H219V215H217ZM224 216V215H223ZM226 216V215H225ZM244 216V215H243ZM242 216V217H243ZM247 216V215H246ZM253 216V215H252ZM255 216V215H254ZM257 216H258V214H257ZM256 216V217H257ZM86 217V218H85ZM164 217H165V215H164ZM192 217V216H191ZM193 217H194V215H193ZM201 217H203V216H201ZM201 217H199L200 219H201ZM213 217V216H212ZM227 218H228V216H226ZM232 217V216H231ZM258 217H261V216H258ZM257 217V218H258ZM45 218V217H44ZM85 218V219H84ZM153 218V217H152ZM172 218V219H171ZM174 218H177V219H174ZM180 218V217H179ZM195 218V217H194ZM198 218V220H200ZM208 218V217H207ZM215 218H216V215H215ZM234 218V217H233ZM244 218H245V216H244ZM46 219H48V218H46ZM64 219V220H63ZM105 219H103V222H107V221H104ZM154 219V218H153ZM188 219V218H187ZM186 219V220H187ZM204 219V218H203ZM203 219H202V221H203ZM231 219V218H230ZM236 219V218H235ZM238 219V218H237ZM252 219V218H251ZM261 218H259L258 220H260ZM129 220V219H128ZM132 220H133V218H132ZM135 220V219H134ZM159 220V219H158ZM163 220V219H162ZM170 220H173V221H171L170 222ZM175 220H177V221H175ZM182 220V219H181ZM183 220H185V219H183ZM182 220V221H183ZM185 220V221H186ZM192 220V219H191ZM214 220V219H213ZM212 220V221H213ZM243 219H241V221H242ZM248 220V219H247ZM264 220V219H263ZM49 221V220H48ZM64 221V222H63ZM116 221V220H115ZM182 221H180V224H182L181 226H179V232H180V227H184L183 226V224L185 225V228H188L189 227V225L191 224H194V223H191V222H189L190 221V219H189V221H187L188 222V227H187V224H185V222H183V223H181ZM201 220L199 221V223H200V225H201V222H202ZM232 221H233V219H232ZM253 221H256V219L255 220H253ZM61 222H63L62 223V225H61ZM78 222H77V224H78ZM112 222V221H111ZM113 222H114V220H113ZM131 222V221H130ZM154 222V221H153ZM193 222V221H192ZM206 222V221H205ZM217 222H218V220H217ZM224 222V221H223ZM222 222V223H223ZM238 222V221H237ZM245 222V221H244ZM120 223V222H119ZM178 224L177 225H179V222H177ZM196 223V222H195ZM203 223V222H202ZM214 223V222H213ZM213 223H212V225H213ZM226 223H228V221H227V219H226ZM248 223V222H247ZM66 224V225H65ZM112 224V223H111ZM159 224V223H158ZM206 223H204V225H205ZM218 224V223H217ZM220 224V223H219ZM224 225H225V223H223ZM244 224H246V223H243V225ZM61 225V226H60ZM75 225H76V223H75ZM95 225V227H93ZM102 225V224H101ZM170 225V226H171ZM191 225H190V227H191ZM197 224H194V226H196ZM199 225V224H198ZM199 225V226H200ZM242 225V224H241ZM260 225H263L264 226V222L261 224V222H260ZM70 226V225H69ZM79 226V224L77 225V230H78V228H80V226ZM169 226V227H170ZM173 226V225H172ZM171 226V227H172ZM262 226V227H263ZM63 227V228H64ZM72 227V226H71ZM70 227V228H71ZM98 227H97V229H98ZM110 227V226H109ZM132 227V226H131ZM154 227V226H153ZM152 227V228H153ZM159 227V226H158ZM170 227V228H171ZM200 227H202V226H200ZM206 227V226H205ZM224 227V226H223ZM238 227V226H237ZM253 227V226H252ZM74 228V227H73ZM104 228V230H102ZM196 228V227H195ZM209 228V227H208ZM250 228V227H249ZM259 228H261V227H259ZM259 228H257V229H259ZM22 229H25V231L24 232H19L20 230H22ZM62 229V228H61ZM107 229V231H105ZM164 229V228H163ZM172 229H173V227H172ZM178 229V228H177ZM176 229V230H177ZM189 230H190V228H188ZM207 229V228H206ZM224 229V228H223ZM227 229V228H226ZM264 229V228H263ZM66 230V229H65ZM74 230V229H73ZM80 230V229H79ZM78 230V231H79ZM82 230V229H81ZM80 230V231H81ZM84 230H82V231H84ZM96 230V229H95ZM162 230V229H161ZM165 230V229H164ZM163 230V231H164ZM168 230V229H167ZM189 230H187V232H189ZM219 230H221V229H219ZM225 230V229H224ZM81 231V232H82ZM93 231V232H92ZM98 230H96V232H97ZM120 231V230H119ZM119 231H117V232H119ZM173 231V230H172ZM235 231V230H234ZM248 231V230H247ZM253 231V230H252ZM259 231V230H258ZM60 232H62L61 234H60ZM77 232V231H76ZM112 232V233H111ZM147 232H149L148 230H147ZM165 232H166V230H165ZM174 232V231H173ZM211 232V231H210ZM243 232V231H242ZM253 232H255V231H253ZM68 233V232H67ZM66 233V234H67ZM69 233H71V232H69ZM69 233H68V235H69ZM79 233V232H78ZM100 233V232H99ZM151 233V232H150ZM149 233V234H150ZM228 233V232H227ZM240 233V232H239ZM238 233V234H239ZM246 233V232H245ZM258 233V232H257ZM259 233H261V232H259ZM73 234V233H72ZM86 234V232L84 231V235ZM98 233H96L95 235H97ZM153 234V233H152ZM157 234V233H156ZM160 234H161V232H160ZM163 234V235H164ZM169 234V235H168ZM173 234V233H172ZM220 234V233H219ZM233 234V233H232ZM254 234V233H253ZM262 234V233H261ZM87 235V234H86ZM147 235V234H146ZM158 235V234H157ZM213 235V234H212ZM237 235V234H236ZM257 235V234H256ZM66 236V235H65ZM64 236V237H65ZM70 236H71V238H72V235L70 234ZM75 237L77 236L76 234L74 235ZM74 236H73V238L72 239H74ZM82 236V235H81ZM93 236H91L90 238H93ZM107 236H109V237H107ZM141 236V235H140ZM149 236V235H148ZM151 236V235H150ZM168 236H170V237H168ZM198 236H200L199 238H201L200 240H199V238H197ZM203 236H205V234L203 233ZM219 236V235H218ZM217 236V237H218ZM222 236V235H221ZM221 236H220V238H221ZM224 236H226V235H224ZM229 236V235H228ZM230 236H231V233H230ZM233 236H235V235H233ZM238 236V235H237ZM237 236L234 238V239H236L237 238ZM242 236V235H241ZM246 236V235H245ZM253 236V235H252ZM262 236V235H261ZM63 237V236H62ZM213 237V236H212ZM216 237V238H217ZM85 238H89V237H86L85 236ZM139 238V237H138ZM160 238V237H159ZM167 238H169V239H167ZM214 238V237H213ZM227 238V236L225 237V240L223 239V237L221 238V240L223 239L224 241L223 242H225V241H230V240H227L226 239ZM231 238H232V236H231ZM242 238H244V237H242ZM248 238V237H247ZM247 238H245V239H247ZM252 238V237H251ZM258 238V237H257ZM262 238V237H261ZM67 239V238H66ZM79 239V238H78ZM77 239V240H78ZM149 239H150V237H149ZM154 239V238H153ZM165 239H167V240H165ZM195 239L197 240V242H199L198 244H197V242L195 241ZM206 239V238H205ZM230 239V238H229ZM249 239V238H248ZM0 240H1V238H0ZM62 240V239H61ZM69 240H70V238H69ZM69 240H67V241H69ZM74 240H76V238L74 239ZM103 240V243H105V241L107 240L108 242L107 243H109V240L111 241L108 245H106V246H102L101 244H100V242ZM151 240V239H150ZM163 240V239H162ZM169 240V241H168ZM204 240V239H203ZM206 240H208V239H206ZM206 240H204V241H206ZM215 240V239H214ZM240 240V239H239ZM238 240V241H239ZM243 240V239H242ZM261 240V239H260ZM59 241V240H58ZM65 241V240H64ZM73 241V240H72ZM216 242L218 241V239L217 240H215ZM215 241H213V242H215ZM241 241V240H240ZM244 241V240H243ZM246 242H247V240H245ZM251 241V240H250ZM256 241V240H255ZM262 241H264V239L262 240ZM55 242V243H54ZM138 242H140L139 240H138ZM151 242V241H150ZM166 242V243H165ZM211 242H212V240H211ZM212 242V243H213ZM215 242V244H217ZM220 242V241H219ZM218 242V243H219ZM222 242V243H223ZM233 242H235V241H233ZM232 242V243H233ZM249 242V241H248ZM254 242V241H253ZM257 242V241H256ZM261 242V241H260ZM53 243H54V245H53ZM62 243H66V241L65 242H62ZM102 243V244H103ZM106 243V244H107ZM143 243V242H142ZM149 243V242H148ZM148 243H146V244H148ZM160 243V242H159ZM196 243V244H195ZM203 243H205V242H203ZM212 243H210V241H209V244H208V246L209 245H211ZM222 243H221V245H222ZM231 243V242H230ZM231 243V244H232ZM238 243V242H237ZM241 242H239V244H240ZM255 243V242H254ZM264 243V242H263ZM73 244V245H72ZM78 244V245H79ZM139 244V243H138ZM162 244H164V245H162ZM213 245L212 244V246H215V250L213 251V253L214 252H217L216 251V249H217V247L219 248V246L220 247H222V246H224V245H220L219 244V246H217L216 247V245ZM226 244V243H225ZM228 244H229V242H228ZM231 244L229 245V246H231ZM236 244V243H235ZM244 243H242V245H243ZM249 244V243H248ZM255 244H258V243H255ZM71 245V246H70ZM162 245V246H161ZM207 245V244H206ZM218 245V244H217ZM227 245V244H226ZM238 245V244H237ZM237 245H235V246H233L234 247V249H233V251L231 250V252H232V254L231 253H229V254H225V255H221V256H219L218 255V258H220V262L218 261V263H217V261L216 260H218V259H216L215 261H216V263L215 264H228L229 262H228V260H229V257H230V261H232L231 260V255H234V253L235 252H237V251H239L240 249H239V247L237 246ZM246 245V244H245ZM251 245H253L252 243H251ZM77 246V245H76ZM196 246H198V247H196ZM228 246V245H227ZM226 246V247H227ZM237 246V247H236ZM240 246V245H239ZM74 247V248H73ZM145 247H147V248H145ZM244 247V246H243ZM250 247V246H249ZM198 248V249H197ZM51 249V248H50ZM83 249V250H82ZM145 249H147L146 251H145ZM181 249V252L179 251ZM197 249V250H196ZM213 249H214V247H213ZM220 249H222V248H219V250ZM223 249H224V247H223ZM222 249V250H223ZM228 249H231V248H228ZM228 249H226V250H228ZM237 249H239V250H237ZM245 249V248H244ZM54 250H52L53 252H54ZM88 250V252L89 251H91V253H93V255H91L90 254V252L88 253H85L86 251ZM94 250V249H93ZM241 250H242V248H241ZM81 251V252H80ZM79 252L81 253V255L83 254L84 256H85V254H86V256H85V259L84 258H82L81 256H78L79 255ZM177 252H180V253H177ZM225 252H227V251H225ZM229 252V251H228ZM246 252V251H245ZM29 253V255H31ZM75 253H76V256H75ZM95 253V254H94ZM100 253V254H101ZM220 253H222L221 251H220ZM261 253V252H260ZM88 254H90V255H88ZM103 254H101V256L103 255ZM217 254H219V253H216V255ZM223 254V253H222ZM231 254V255H230ZM236 254V253H235ZM239 254V253H238ZM259 254V253H258ZM262 254H264V253H262ZM82 255V256H83ZM179 255V256H178ZM215 255V254H214ZM244 255H245V253H244ZM261 255V254H260ZM32 256V255H31ZM34 256V255H33ZM74 256H75V258H74ZM83 256V257H84ZM91 256V257H90ZM97 256H100V255H98L97 254ZM105 256H103L102 257V260H103V258L105 257ZM257 256V255H256ZM81 257V258H80ZM89 257V258H88ZM105 257V258H106ZM176 257V258H175ZM192 257V258H191ZM234 257H237V256H234ZM241 257V256H240ZM239 257V258H240ZM259 258H260V256H258ZM42 258V257H41ZM41 258H39L37 261H41L40 259ZM88 258V259H87ZM101 258V257H100ZM118 258H120V259H118ZM123 258V259H122ZM207 258H208V256H207ZM215 258H217V257H215ZM245 257H243V259H244ZM262 258H263V256H262ZM26 259H27V257H26ZM29 259V258H28ZM53 259H55V258H53ZM82 259H84L85 260V262H82ZM107 259V258H106ZM106 259L105 260H103V261H106ZM115 259V260H116ZM169 259V258H168ZM171 259V258H170ZM235 259V258H234ZM257 259V258H256ZM46 260V259H45ZM89 260V261H88ZM111 260V259H110ZM115 260H113V261H115ZM165 260H166V258H165ZM263 260H264V258H263ZM88 261V262H87ZM174 261V260H173ZM174 261V262H175ZM192 261V262H191ZM210 261H212L213 262V260H210ZM238 261V260H237ZM250 261V260H249ZM252 261V260H251ZM26 262V261H25ZM24 261H23V264H26ZM47 262V261H46ZM107 262V261H106ZM109 262V261H108ZM107 262V264H112V263H108ZM111 262V261H110ZM165 262V261H164ZM226 262H228V263H226ZM233 262V261H232ZM231 262V263H232ZM235 262V261H234ZM239 262V261H238ZM244 262H246V260H244ZM253 262V261H252ZM259 262H260V259H259ZM37 263V262H36ZM41 263H42V261H41ZM45 263V262H44ZM49 263V262H48ZM47 263V264H48ZM230 263V264H231ZM248 263V262H247ZM14 264H16V263H14ZM52 264V263H51ZM123 264V263H122ZM164 264V263H163ZM169 264H171L170 262H169ZM210 264V263H209ZM237 264V263H236ZM240 264V263H239ZM257 264H260V263H257ZM261 264H264V261L263 262H261Z\"/></svg>",
  "mask_w": 264,
  "mask_h": 264
}]
</instances>
